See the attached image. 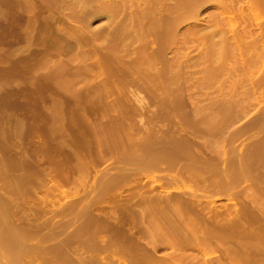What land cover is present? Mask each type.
Masks as SVG:
<instances>
[{
    "label": "rangeland",
    "instance_id": "374dc122",
    "mask_svg": "<svg viewBox=\"0 0 264 264\" xmlns=\"http://www.w3.org/2000/svg\"><path fill=\"white\" fill-rule=\"evenodd\" d=\"M163 1L164 0H0V232H1L0 264H132L133 263L132 261H134V264H136V262L137 264H139L138 261H140V263L143 261L142 263L144 264H146L147 261H149L147 262V264L148 263L157 264L156 262L158 261L161 262L160 264H175V263L176 264H186V263L187 264H193V263L194 264L195 263L196 264H205V263L264 264V116H263L264 82L262 86H260V88L258 89L259 92L257 91L256 93L255 91L253 93V88H250L252 86L249 85L252 82V80L249 78H254L256 80L261 75L264 76V70L262 72V69H264L263 67L264 63L262 62L263 63L262 64L258 62L260 64L259 66H261L262 69L259 70V68H261L259 67L257 70L258 72L253 73V71L255 72V68H254L255 65L254 67L252 66L253 69L249 67L251 65L249 61L252 62V60L247 59L248 60L247 62L249 64L248 67L250 68V72H248V74L250 73L249 74L250 76H247V74H245L247 72L246 61L242 59L245 61L244 63H242L241 61L237 62L239 61L240 56H237L239 57V59H237L235 54L237 55V53H239L237 52L239 51L237 50L239 48L237 47L236 49V45L232 43L234 40L232 41L231 39V41L230 40L229 41L232 43L231 44L232 46L233 45L235 46L233 50L234 52L236 50L237 53L233 52L231 48L232 46L231 47L229 46L230 45L229 42L227 47H229L231 50L230 52H228L229 50L227 51L228 48H226L227 52L226 51L225 52L227 55L228 54L230 55L234 54V55H231V58L229 57L230 55L228 56L224 55L225 57L224 61L226 62L225 63L223 61L224 63H222L224 64V69H222L223 67H221L219 68L220 71H218L217 69L218 65H216V67L213 68L214 70L216 69L222 75L218 76L219 73L216 72V70L215 72L214 71L208 72L207 69L206 70L207 74L208 73L213 74V76L211 75L209 78V75L207 76L206 71H204V67H206L207 65H203L205 61L206 63L210 62L207 60V58L204 57V55H206V53L208 52L207 49H206L207 52H205L206 51L205 48L207 47V43L205 41H207V38L206 36L205 38H201V37H203L204 33L211 31L209 25L213 24L212 23L213 19L211 20L212 22L210 21L212 24L208 22V20L210 19L209 13L214 10L216 11V13H218L217 11H219L218 14H220V8L219 10L216 9V5L213 3H212L213 5L211 4L212 1H207V4H203V3H202L203 5L201 4L202 6L200 7V11H199L200 14H198L199 18H197L198 16L197 17L194 16L195 18H192L191 16L189 17V14H187V12L191 5V1L193 0H187V1L165 0L164 2ZM162 5H164L165 8ZM209 5L210 7H208ZM177 6L178 9H176ZM182 6H185L186 10H184ZM117 8H121V9H117ZM166 8H167L166 10L167 12L165 11ZM112 9L115 12L113 11V13H111ZM154 9L156 11H154ZM182 10H184V12L186 11V15ZM175 11H177L176 15L174 14ZM170 12L171 14H169ZM239 12H237V17L240 18L236 19L235 17L236 20L234 19V21H236L235 22L236 24L234 23V26L237 25L235 27L239 28V29L234 28L237 31L242 30L241 28H243V25H245L246 23V22L243 23L244 19L243 21L241 19L242 12L240 13L241 15L239 14ZM216 13L214 12V14L212 15L217 16L218 14ZM140 14H141L140 17L144 19L139 17ZM181 14H184V16H182ZM174 15L177 21L174 22V27L170 28L171 25L170 22L171 20H173ZM149 17L151 20L149 19ZM218 17L219 15L217 16V19ZM129 18L131 19V21H129ZM196 18L198 24L195 21ZM137 19L140 21L141 19L143 21L145 20L143 22L142 27H141L142 22L138 21ZM157 19H160L161 21ZM163 19L165 20L163 21ZM179 19L181 21H184V23L182 22L178 23ZM167 20H169L170 22ZM115 21L116 22L118 21V24L114 25L116 23ZM121 21H123L124 23L123 22L121 23ZM136 21H138V23ZM150 21L153 24L149 26ZM130 22L131 23L135 22V24L131 25ZM157 22L159 23L157 24ZM136 23L138 24L137 26ZM255 23L253 24L254 26L257 25ZM105 24L108 25L106 26ZM122 24L123 25L125 24L126 26L131 25L135 28L134 29L132 27L126 28ZM145 24L147 25L146 31H144ZM84 25H86L87 27L86 26L84 27ZM156 25H159V27ZM205 25H208L206 27H208L209 29L207 28V30L205 29L203 31V27H205ZM152 26H155L157 28L154 27L153 30ZM186 26L188 27V29ZM212 26L213 28H215L214 25ZM71 27L74 29H72ZM77 27H79V30ZM124 27L126 28V30H124ZM148 27L152 28V32L156 31L157 33L154 32L155 35L154 33L152 34L151 29H148ZM160 27H162L163 30L164 29L165 30L163 31L162 28ZM196 27L198 29L199 28L202 29L204 33L202 31H200L201 33H199ZM257 27L258 26H255L254 30L258 31ZM112 28L113 30L111 31ZM117 28H119V32ZM174 28L177 29L176 31L177 33H179V35L177 33L174 34L175 32ZM131 29H133V32L135 31L136 33H138L137 30L138 31L143 30L144 32H148V30H150L149 31L150 36L149 38L144 37L145 33L143 31H141L139 34L133 33L132 35ZM166 29L167 30L169 29V31H167ZM170 29H173V33L170 32ZM104 31L107 32V34ZM195 31L197 35L195 34ZM228 31L229 33L232 34L230 30ZM99 32L102 34H100ZM187 33H191L194 36L191 35L192 38H190L189 34ZM82 34L83 36H88L89 40L91 41L89 42L87 37L84 38L83 36H81ZM95 34L97 35V37ZM141 34L144 36H141ZM158 34H162V36ZM172 34L177 36L176 37L177 39L175 38V36H170ZM184 34L186 35L187 38L185 37ZM231 34L227 33L228 36H230ZM108 35L109 37L111 36V38H108L109 40H107V42L108 41L110 42L102 43L105 45L109 44L107 45L108 47L105 45H101L100 42H102L103 40L106 41ZM200 35L201 37H199ZM218 35L220 34L218 33ZM89 36H91V38ZM153 36H155V40H153L154 39ZM197 36L201 38V40L206 39L204 41L202 40L203 41L202 44L203 45L205 44L204 46L201 44V41L199 38H197ZM217 36L216 38L214 37L215 40L216 39L219 40L220 37ZM112 37L114 38V40ZM140 37L141 39L144 37L143 38L144 40L142 39L144 42L149 41L146 42L148 43V45L146 43L142 44ZM169 37H173L170 38L172 40L174 39L173 42H171V40L169 41ZM193 37L196 39H193ZM134 38L137 39V41ZM130 39H134L137 42V44L136 42L131 41ZM129 40H130L129 43L130 45L132 44V42H134L135 44L133 43L130 47L128 46L129 47L128 50L130 53L129 52L127 53L128 50H126L127 49L126 46L128 45ZM156 40L158 41L157 43L159 45H161V43L159 42L165 40L164 41L165 45H163L164 43H162V45L159 46V48L162 49L156 48L158 46ZM197 40L199 41V43ZM209 40H211V38ZM114 41H117L118 43L115 42L114 44ZM77 42L79 43L78 44L79 46H76ZM88 42L90 46H88L89 45ZM167 42H169V44H167ZM171 43L173 44L175 43V44L173 45ZM188 43L189 45H187ZM82 44H84L83 47L80 46ZM195 44L197 49H195L196 48ZM220 44L221 43H218L219 46ZM142 45H145L144 50ZM186 45L188 46L187 48ZM91 46H93V48ZM109 46L111 48L112 47L114 48L110 49ZM115 46L116 48L118 47L117 48L118 51L114 50L116 49ZM153 47L156 48V49L154 48L156 51V55L159 53L157 56L154 53H152L153 55L156 56L155 57L156 59L157 58L159 59V60L157 59L156 63L155 60H152L153 58L152 54L151 56H148L149 55L148 52H152V51L154 52V50H151L153 49ZM199 47H201V49ZM94 48L100 50L98 51ZM135 48L136 50H138V53L136 52V50H134ZM164 48L166 52L165 50H163ZM167 48H169V50ZM139 49H142V51ZM177 49H179L180 51ZM193 49H195L196 51H194ZM63 50H65L64 51L65 53L63 52ZM87 50L89 52H86ZM104 50L106 51V53ZM161 50H163L164 54L163 53L161 54ZM186 51H187V55H186ZM100 52L101 54L100 56H98ZM109 52L111 53V55L109 54ZM133 52L135 53V55L137 53V56L141 52L138 56L139 58H137ZM193 52L194 53L196 52L197 54L196 53L194 54ZM113 53L114 55L116 54L117 56L116 55H115L116 57H114V55L112 56ZM131 53L133 56L130 55ZM70 54L72 55L69 56ZM102 54L106 55L107 57L106 56L103 57ZM141 54L143 56L145 55L146 57L148 56L149 58L151 57V60L156 64V66H159L157 68V73L159 76L162 74L160 77L157 76L155 64H150L149 61L148 63L151 65V67L150 65L148 67L147 66L148 64L147 65L145 64V62L148 60L147 59L148 57L147 58L145 57V59L147 60H145L143 56H142L143 59H141L140 56ZM160 54L162 57L161 56L159 57ZM85 55L88 60L86 59ZM93 55L95 56L94 58H92V61L93 60L96 61L91 62V57ZM59 56L62 57L60 58ZM69 57L71 58V60ZM99 57L105 61L102 62L103 66L101 65L102 60ZM177 57L178 59H175ZM54 59L55 62L53 61ZM83 59H85L86 63L84 62ZM99 59L101 60L100 62ZM190 59H192L193 61ZM226 59H229V61ZM230 60L232 62H230ZM141 61L143 66H141ZM94 62H96L95 63L96 66L94 65ZM110 62H112L111 65L110 64L108 65L107 63ZM194 62H198L197 63L198 67L196 66L194 70L198 68L199 71L198 73L194 74V76L197 75L198 77V78L195 77L196 78L195 80L198 79V81L196 82L197 84L195 83V85L197 86L199 84L198 88L200 91H202L200 93L202 102L198 103L199 105L203 103L201 105L202 108L205 104H207L208 106L211 104L210 106H212V102H213L212 100H214L212 99V97L220 94V89H219L220 87H223L222 89H225L224 91L229 93V91H231L232 89L234 90L235 86H239L237 90H240L242 92L238 91L237 98H239L240 93L241 94L244 92L246 93V95L245 93L242 94L241 95L242 97H240V99L236 98V100H238L239 102H237V104L231 105L232 107H230V109L232 108L231 109L232 111L230 109H229L230 111H227V114L230 115L231 113L233 114L234 119H232L233 118L232 115L227 116L226 114L225 115L220 114L221 118L223 119H221L219 116H216L215 121L218 119L216 121L217 123L222 122L219 120H223V122L222 124L221 123L217 124L216 122L214 123L213 118H211L210 116H207V118L205 117L204 115L205 113L203 114L204 110L202 111L201 114H199L197 112H199L200 110L197 111V107L192 108L197 102L195 101L193 102L191 100L192 98L188 96L189 95L188 92L190 90L192 91V89H194L195 87L189 88L187 86L188 80H184L183 78L186 75H188V72L185 71L187 68L181 70L182 73L181 75H179V77L181 76V79L179 78L180 80H177L178 84L176 82L174 83V81L172 82V79H170L171 77L170 75L173 76L172 73H175V71H177L175 70L176 68L181 69L183 66L184 67L188 66V64L189 65L194 64ZM104 63L107 64L108 67ZM173 63H175V65ZM52 65L55 66L53 67ZM86 65L90 69H88V67H85ZM152 65H154L153 68ZM58 66H60V68ZM104 66L106 67L101 70V68ZM114 66L118 67L119 70L118 68H114ZM137 66H140V69ZM199 66L201 67L199 68ZM231 66L232 67L235 66L233 67V69L237 68L235 72L233 71L228 72V70L232 69ZM168 67L170 68L172 67V70L175 71L173 72ZM256 67H258V65ZM96 68L98 69V71H96L97 70ZM108 68H110L111 70H109ZM121 68H124L123 69L124 71ZM144 68H147V71H145ZM192 68L193 66L191 67V69ZM208 68L212 69V67H208ZM106 69L109 71H107ZM152 69L155 70L153 71ZM50 70L52 71L53 74L50 72ZM138 70H140L141 72H138ZM143 70L144 72H142ZM111 71L113 74H110ZM132 71L134 74L132 73ZM222 71L223 72L226 71L224 72L225 75L222 73ZM62 72L66 76V78L62 76L63 75ZM114 72H116V74H114ZM128 72H130V74ZM162 72H164V74ZM167 72L169 76L166 75ZM242 72L244 76L241 75ZM97 73L99 75H97ZM76 75L77 78L75 77ZM107 75L110 78H106L108 77ZM237 75H239V77L242 76L243 78L241 77L239 79V77H237V82H236L235 78ZM54 76L56 79L58 77L57 81L55 78H53ZM231 76L232 77L235 76L234 80ZM69 77H71V79ZM153 77L155 78L153 79ZM224 77L227 78L224 81H221L223 80L222 78ZM228 77L229 79L231 78L232 81L231 79L228 80ZM75 78L77 79V81ZM128 78L130 79L128 80ZM132 78H134V80ZM159 78H162V80H160ZM208 78L211 83L209 81H206V79L208 80ZM247 78L248 80H251L250 83L247 80ZM52 79H53V83L51 81ZM241 80H243L244 82ZM124 81H126V84L128 85H125ZM143 81H145V83ZM168 82L171 84V86H169L170 84ZM234 82H236V84ZM239 82L241 83V86ZM247 82L249 84L244 85ZM80 83L83 85L82 86L83 89ZM91 83L93 84V86ZM100 83L102 84L99 85ZM204 83L207 84L205 85ZM161 84L162 85L164 84L163 85L164 87L160 86ZM200 85L202 88L199 87ZM247 85H249V87ZM86 86L88 89L84 88ZM144 86H146L147 88H143ZM217 86L219 91L217 89ZM78 87H80L79 88L80 93H76L78 91L77 89ZM178 88L179 90H181V91H177L180 94L175 92L176 90H178ZM248 88L251 89L252 92L251 90L249 91ZM63 89L65 90V92H68L69 90V93H71L70 94L71 97H69L70 96L69 94L66 95V93L63 92L64 91ZM173 90L176 94H178V97L180 98H178L176 94L170 95V93H174ZM247 90L248 92H246ZM136 91L140 92L141 94L140 96L141 99L143 98L142 100L143 102L140 100V98L139 99L135 98L133 93L136 94ZM183 91L185 94L183 93ZM138 92L136 94V97L138 96ZM166 92L167 93L169 92L168 95L170 96L166 95ZM206 93H208V100H205L206 101L205 102L203 98L206 96L205 95ZM64 95L66 96L64 97ZM101 95L103 97L106 96L107 98L106 97L101 98L100 97ZM160 95H162V97L159 98ZM163 95H165V97ZM209 96L211 97L210 98L211 100H209ZM91 97L94 98L91 99ZM110 97L111 98L113 97V100ZM116 97H118V100H114L117 99ZM119 97H121V99ZM226 97L230 98V95L229 96L227 95ZM255 97H256V101L254 100ZM66 98L68 99L66 100ZM175 98L178 99L180 105L177 106L178 102L177 99ZM77 99H79L78 100L79 102L77 101ZM111 100L113 102H111ZM137 100L139 101V103ZM208 101H212V102L211 103L209 102L210 104H208ZM241 101L242 104H240ZM243 101L244 102L246 101L245 102L246 104ZM255 102L256 103L261 102V103L256 104ZM82 103H84L85 106H83ZM116 103L117 105L120 106L122 105V106L118 107ZM135 104H137L136 105L137 107L134 106ZM234 105L236 108L239 106L241 107L236 109L235 107H233ZM115 106L117 107L116 109L114 108ZM208 106L206 107L205 105L206 108H208ZM82 107L83 109H81ZM109 107H111L112 110L115 109L113 111L115 115L113 113L111 115L112 110ZM143 107L145 109H142ZM183 107L185 108L183 109ZM157 108H159L160 110ZM233 108L235 111L233 110ZM156 109L159 111H157ZM242 109L243 110L246 109V112L244 113L241 112L243 114L240 113V110L242 111ZM123 110L126 111V113ZM194 110L197 111L195 117L192 116L194 115L195 112ZM236 110H239V112H237ZM107 111L110 114H107L108 113ZM117 111H119L120 114L117 113ZM257 111L259 112L258 114ZM176 112H178L179 114ZM186 112L188 113L186 114ZM123 113L126 116H124ZM162 113L164 115L166 114V116L163 115V117H161L162 115L160 114ZM106 114L107 116H105ZM206 115L208 114L206 113ZM222 115L226 116V118L222 117ZM88 116H91V118ZM102 116L105 118H103ZM199 116L200 118L203 117L204 120L206 118V121L200 119ZM259 116H261V118ZM99 117L101 118V120ZM171 117H174L175 119ZM89 118L90 120H88ZM117 118L118 120H116ZM170 118L172 119V121ZM182 118H184V120ZM198 118L200 121L199 120L197 121ZM252 118L254 120L249 121V119ZM114 119L116 120L115 122ZM189 119L193 122L189 121ZM201 120L204 121L205 123L207 122L206 124H211L212 126L214 124L213 127L209 125L212 128V130L211 128H208L207 125L204 124V122L202 123ZM108 121L109 122L111 121L110 124L113 125L111 126ZM180 121L181 123H179ZM96 122L97 123L99 122L98 124L99 127L96 124ZM194 122H196L197 125ZM224 122L225 123L227 122V124H225ZM201 123L202 126L206 128L203 129ZM223 123L225 124L226 127L224 126ZM198 124L201 127H199ZM179 125L181 126L179 127ZM220 126L224 127L225 130L222 128L220 129ZM100 127L102 128V130ZM190 128L191 129L193 128L192 131H194V133L192 131L190 132ZM236 129L239 131H237ZM144 130L146 132H144ZM232 131L234 134L232 133ZM110 132L111 134H109ZM171 132L172 134H170ZM197 132L199 133L197 134ZM209 133H211L212 135ZM223 133L224 136L221 135ZM237 133L240 134L236 135ZM165 135L168 138H166ZM139 137H141V139ZM149 137L150 140L152 141L148 139ZM142 138H144V140H142ZM145 138H147L148 142L146 141ZM198 138H201V140ZM207 138L209 141L207 140ZM109 139L110 141H108ZM134 139H136V142ZM168 139L169 141H167ZM103 140L105 141L104 143ZM137 140L138 142L140 140L139 144H137L138 143ZM190 140H192L191 141L192 143L193 142L196 143L197 141V144L190 143L189 142ZM218 141L222 142V144L219 143ZM202 142L203 144L206 145L204 148ZM133 143L136 144L134 145ZM217 143L219 146L217 145ZM98 144L102 146V147L99 146V149H98ZM136 147L138 148L135 149ZM102 149L105 150L103 151ZM150 149L153 151H151ZM69 150L71 153H68ZM161 150L162 152H160ZM106 151L109 152L107 153ZM187 151L190 152V154H188ZM53 152L55 155L53 154ZM59 153L61 156H59ZM164 153L166 154L164 156H161ZM77 154H80V156ZM148 155L149 158L147 157ZM158 156L159 158L161 157L160 159L158 158V161L161 160V162H157V161L156 162H157V166H159L160 168H158L156 164L153 163L154 161L153 158ZM170 156L172 159L169 158ZM119 157L120 160H118ZM132 158H136V159H134L133 161ZM127 159L130 163L127 161ZM154 159L157 160L156 158ZM168 159L172 160L173 162L169 161ZM121 160L125 162H122ZM135 162L137 164H134ZM190 162L195 165L190 164ZM160 163H164V165L165 163L166 165L169 163L168 164L169 166L167 165L168 166L167 167L166 165L164 166ZM153 164L155 165L154 166L155 168L151 166ZM75 165L76 167H74ZM160 165L165 168L162 169ZM173 165L175 168L173 167ZM156 167L159 170H162L163 172L162 171H160V173L159 171L156 172L157 171ZM166 167L167 168L170 167L169 170L170 169L173 170L174 168V171L170 170L172 172L171 173L170 171H167L168 169ZM63 172L66 175L63 176ZM104 172H106L105 173L106 175H104ZM114 173L116 174V176L113 175ZM186 173L188 174V176ZM61 176L63 177V179ZM169 180L171 181L169 182ZM161 195L164 198H160ZM167 195H171V196H167ZM150 196H151V200H150ZM168 197L171 198H169L170 200L168 199L167 201ZM146 200L149 203H147ZM150 202L155 204L158 203L157 208L158 209L160 208L161 210L160 209L158 210L157 208L155 209L156 207L155 204L152 205V203ZM173 202H175V205H172ZM182 202L185 204H183ZM170 204L172 205L171 207ZM146 207L147 209L144 210ZM152 211L155 212V214ZM214 211H216V213L219 212V214H217L219 216H216V213H214ZM211 213H212V217L210 216ZM158 214H159V218L155 217V215L158 216ZM150 215L152 216L150 217ZM213 218H215L216 223L214 222ZM160 219H162V222ZM153 223H155V225ZM212 223L213 225L214 224L216 225L213 226ZM229 223L231 224L232 228L229 225ZM220 224H222V226H220ZM204 225L207 228H205ZM211 226L212 229H210ZM228 226H230V228ZM6 227H8L7 228L8 230L6 229ZM153 229L155 232L153 231ZM215 229L218 233L215 232ZM10 230H11L10 232L11 234L9 233ZM220 230L224 234H222ZM3 232L4 234H2ZM8 234H10L11 236L10 239L8 238L9 237ZM3 235L4 236L6 235L5 237L6 239L4 238ZM160 235L161 236L163 235L162 238L160 237ZM132 238H135L133 239L134 242ZM154 238L155 240L157 239L158 241L157 240L155 241ZM141 239L143 240V242H141L142 241ZM94 240L96 241V243H98L96 246H94L96 244L93 242ZM111 240L114 241L111 242ZM127 241H128V246H127ZM7 242L9 243L6 244ZM88 242L94 243L93 247H95L94 248L95 252L93 251L94 249L92 248V245L90 246ZM113 242L118 243V245L115 244L116 245L115 246ZM130 242H132V244L134 245H132ZM110 243H112V247L114 246L115 248V249L108 248L109 250L113 249L112 251H109L107 249V246L108 247L111 246ZM129 243L130 246L131 245L132 247L135 246V248L133 247L135 250L132 248V250L134 251L131 250ZM4 244H6V246ZM9 244H12L10 246H13L15 251L11 248H7ZM88 244L92 248V250L91 248L89 249ZM103 244L106 246L105 248L108 250V252L107 250L102 251V248L104 249ZM125 244L126 247L124 246ZM138 244H139V248L137 247ZM83 246L84 247L86 246V249H89L90 251L88 250L87 253V250ZM96 248H98V251H96L97 250ZM119 249H121V252H117L119 251ZM130 250L132 252H130ZM140 250L142 251L145 250V251L142 252ZM167 256L170 257L169 258L170 261L169 259H167L168 258ZM181 256L183 260H181ZM129 257L130 258L132 257L131 260L132 259L133 260L129 261L130 259Z\"/></svg>",
    "mask_w": 264,
    "mask_h": 264
},
{
    "label": "bare ground",
    "instance_id": "6f19581e",
    "mask_svg": "<svg viewBox=\"0 0 264 264\" xmlns=\"http://www.w3.org/2000/svg\"><path fill=\"white\" fill-rule=\"evenodd\" d=\"M164 1H165V0H164ZM164 1H163V2H164ZM167 1H168V0H167ZM174 1H175V0H174ZM186 1H187V0H186ZM203 1H204V2H203ZM205 1H206V3H205ZM207 1H212L211 4H212V3L215 4V5H216V9L219 10V8H220V14H218L219 11H217L218 13H216V11L213 10L216 14L219 15V17H218V19H217V16H218V15H217V16H214V15H212V14H214V12H213L212 10H211L212 12L209 11V12H210V13H209V14H210V15H209V16H210L209 18H210V19L208 18V19H209L208 22H210V21L213 19V20H212L213 22L211 21L213 24H212L211 22H210V23H211L212 25H214V27H215V28H213L212 25H209V26H210L209 28L211 29V31L206 32V33L203 32L205 29L207 30L208 27H206V26H208V25H205L206 28L203 27V31H202V29H200V28L198 29V28L196 27V29H198L199 33H201L200 31H202V32L204 33L203 37H201V35H200L199 37H201V38H205V36H206V38H207V41H205V42L207 43V47L205 46V47H206L205 50L207 49L208 52H207V50H206V51H205V52H207L206 55L203 54V53H205V52H203L202 54H203L204 57L207 58V60L210 61V62H209V63H206V61H205L206 64L203 63V65H207V66H206L207 68L204 67V71H206V70L208 69V70H207L208 72H209V71H210V72H211V71H214V72H215L216 69L214 70L213 68L216 67V65H218V67H217L218 71H220L219 68H221V67H223L222 69H224V64H222V63L225 62V61H224V60H225V59H224V58H225L224 55H225V56L230 55V54L227 55L226 52H227L228 50H229L228 52H230V50H231V49H230L229 47H227V46H228L229 42H230L231 39H232V41L234 40L232 43H234V45H236V49H237V47L239 48V49H237V50H239V51H237V52H239V53H237L236 50H235V52L237 53V55L235 54V56H236V57H237V56H240V59H239V57H237V59H239V61H237V62H240V61H241L242 63H244V62L246 61V64H247V72H246L245 74H247V76H250V75H249L250 73L248 74V72H250V68H249V67H251V68L253 69L254 65H255V67H254V68H255V72L253 71V73L258 72V71H257L258 68L261 67V66H259V65H260L259 63H262V62L264 63V0H193V1H191V5H190V7H189V9H188V12H187V14H189V17L191 16L192 18H195L194 16H196V17L198 16L197 18H199V15H198V14H200V13H199V11H200V7H201L203 4H207ZM179 2H180V1H179ZM168 3H169V2H168ZM189 3H190V1H189ZM189 3H188V4H189ZM202 3H203V4H202ZM117 4H118V3H117ZM164 4H165V3H164ZM184 4H185V3H184ZM201 4H202V5H201ZM213 4H212V5H213ZM120 5H121V4H120ZM169 5H171V4H169ZM176 5H177V4H176ZM215 5H214V7H215ZM115 6H116V5H115ZM162 6H164V5H162ZM162 6H161V7H162ZM174 6H175V5H174ZM116 7H117V6H116ZM182 7L184 8V10H186V9H185V6H182ZM208 7H210V5H209ZM159 8H160V7H159ZM164 8H165V6H164ZM168 8H171V7H168ZM172 8H175V7H172ZM212 8H213V7H212ZM117 9H121V8H117ZM162 9H163V8H162ZM176 9H178V6H177ZM158 10H159V9H158ZM166 10H167V8L165 9V11H166ZM174 10H175V9H174ZM184 10H182V11L184 12ZM113 11H114L113 9H112V12H111V10H110L111 13H113ZM154 11H156V10L154 9ZM239 11H240V12H239ZM114 12H115V11H114ZM118 12H119V11H118ZM157 12H158V11H157ZM166 12H167V11H166ZM168 12H169V11H168ZM180 12H181V11H180ZM235 12H236V14H235ZM237 12H239V14L242 12L241 19H242V21H243V19H244L243 23L246 22L245 25L242 24V25H243V28H241L242 30H240V31L235 30V29H239V28L235 27V26H237V25L234 26V23L236 22V21H234L235 17H236V19H237V18H240V17H237ZM176 13H177V11L174 12L175 15H176ZM184 13H185V15H186V11H185ZM233 13H234V14H233ZM116 14H117V12H116ZM169 14H171V12H170ZM169 14H168V15H169ZM190 14H191V15H190ZM206 14H207V13H206ZM216 14H215V15H216ZM109 15H110V14H109ZM114 15H115V14H114ZM161 15H162V13H161ZM166 15H167V14H166ZM175 15H174V18L172 17L173 20H171V22H170L169 20H167V21H169V22L171 23L170 28L174 27V22L177 21V19H175ZM181 15L184 16V14H181ZM240 15H241V14H240ZM112 16H113V15H112ZM140 16H141V14L139 15V17H140ZM187 16H188V15H187ZM187 16H186V17H187ZM108 17H109V16H108ZM178 17H179V16H178ZM211 17H212V18H211ZM113 18H115V17H113ZM140 18H142V17H140ZM176 18H177V17H176ZM197 18H196V20H195L196 22H197ZM262 18H263V19H262ZM110 19H111V18H110ZM122 19H123V18H122ZM125 19H126V17H125ZM142 19H144V18H142ZM142 19H141V21L137 19L138 21L142 22V23H141V27H142V25H143V22L145 21V20L143 21ZM149 19H150V17H149ZM180 19H181V18H180ZM180 19H179V22H178V23H180V22L184 23V21H181ZM183 19H185V18H183ZM186 19H187V18H186ZM206 19H207V18H206ZM236 19H235V20H236ZM75 20H76V19H75ZM83 20H84V19H83ZM134 20H135V19H134ZM150 20H151V19H150ZM157 20H160V19H157ZM164 20H165V19H163V21H164ZM239 20H240V19H239ZM260 20H261V21H260ZM113 21H114V20H113ZM127 21H128V20H127ZM129 21H131L130 18H129ZM129 21H128V22H129ZM138 21H136V22L138 23ZM153 21H154V20H153ZM160 21H161V20H160ZM185 21H186V20H185ZM188 21H189V20H188ZM195 21H194V22H195ZM240 21H241V20H240ZM256 21H257V22H256ZM73 22H74V21H73ZM73 22H72V23H73ZM78 22H80V21H78ZM115 22H116V21H115ZM122 22H123V21H121V23H122ZM140 22H139V23H140ZM146 22H147V20H146ZM194 22H193V25H194ZM202 22H203V21H202ZM255 22H256V23H255ZM76 23H77V22H76ZM82 23H83V22H82ZM87 23H88V22H87ZM108 23H109V22H108ZM123 23H124V22H123ZM130 23H131V22H130ZM130 23H129V24H130ZM137 23H136V26L138 25ZM158 23H159V22H157V24H158ZM182 23H181V24H182ZM210 23H209V24H210ZM254 23L257 24V25H255V26H258V27H257L258 31H257V30H254V28H255V26L253 25ZM68 24H69V23H68ZM112 24H113V23H112ZM112 24H111V25H112ZM116 24H118V21H117L114 25H116ZM132 24H135V22H134V23H131V25H132ZM151 24H153V23H151V21H150L149 26H150ZM191 24H192V22H191ZM197 24H198V22H197ZM200 24H201V23H200ZM206 24H207V23H206ZM226 24H227V25H226ZM228 24H229L231 27H230ZM235 24H236V23H235ZM70 25H71V24H70ZM70 25H69V26H70ZM74 25H75V24H74ZM79 25H80V23H79ZM105 25L107 26L108 24H105ZM122 25H123V24H122ZM131 25H127V26H126V25L124 24L123 26H125L126 28H127V27H132V28L134 29L135 27H133V26H131ZM162 25H163V23H162ZM175 25H176V24H175ZM178 25H179V24H178ZM77 26H78V25H77ZM82 26H83V25H82ZM85 26H86V25H84V27H85ZM106 26H105V27H106ZM117 26H118V25H117ZM120 26H121V25H120ZM156 26L159 27V25H156ZM168 26H169V25H168ZM189 26H190V25H189ZM197 26H198V25H197ZM200 26H201V25H200ZM202 26H203V25H202ZM226 26H227V28H226ZM228 26H229V27H228ZM86 27H87V26H86ZM103 27H104V26H103ZM109 27H110V26H109ZM113 27H115V26H113ZM125 27H124V30H126ZM141 27H140V28H141ZM144 27H145V28H144V29H145L144 31H146V27H147V25L145 24ZM152 27H153V30H154V27H155V26H152ZM162 27H163V26H162ZM162 27H160V28H162ZM166 27H167V25H166ZM186 27H187V26H186ZM211 27H212L213 29H212ZM71 28H72V27H71ZM77 28H78V30H79V27H77ZM122 28H123V27H122ZM138 28H139V26H138ZM155 28H157V27H155ZM175 28H178V27H175ZM175 28H174V29H175ZM209 28H208V29H209ZM229 28H230V29H229ZM234 28H235V29H234ZM72 29H74V28H72ZM75 29H76V27H75ZM81 29H82V28H81ZM105 29H106V28H105ZM108 29H109V28H108ZM114 29H115V28H114ZM117 29H118V32H119V28H117ZM133 29H131V30H132V31H131V32H132V35H133V33H134V34L136 33L135 31L133 32ZM136 29H137V28H136ZM148 29H151V33H152V34H153L154 32H156V31L152 32V28H151V27H150V28L148 27ZM183 29H185V28H183ZM187 29H188V27H187ZM191 29H192V28H191ZM78 30H77V31H78ZM112 30H113V28L111 29V31H112ZM120 30H121V28H120ZM129 30H130V28H129ZM129 30H128V31H129ZM155 30H156V29H155ZM162 30H163V28H162ZM164 30H165V29H164ZM164 30H163V31H164ZM166 30H167V29H166ZM176 30H177V29H175L174 34L177 33ZM228 30H230V32H232V34L229 33ZM71 31H72V30H71ZM101 31H103V30H101ZM107 31H108V30H107ZM114 31H115V30H114ZM114 31H113V32H114ZM141 31H143V30H141ZM141 31H138V30H137L138 33H136V34H139ZM144 31H143V32H144ZM149 31H150V30H148V32H144V33H145V34H144L145 36L142 35V34H141V36H144V37H146V38H147V37L149 38V36H150V35H149V34H150ZM160 31H161V30H160ZM163 31H162V32H163ZM167 31H169V29H168ZM191 31H194V30H191ZM198 31H197V32H198ZM226 31H227V32H226ZM74 32H75V31H74ZM80 32H81V30H80ZM104 32H105V31H104ZM108 32H109V31H108ZM116 32H117V31H116ZM124 32H125V31H124ZM158 32H159V31H158ZM170 32L173 33V29H170ZM187 32H188V31H187ZM82 33H83V32H82ZM96 33H97V32H96ZM99 33H100V32H99ZM105 33L107 34V32H105ZM127 33H128V32H127ZM146 33H147L148 35H147ZM156 33H157V32H156ZM185 33H186V32H185ZM218 33H219L220 35H218ZM227 33H228V34H231V35L228 36ZM100 34H102V33H100ZM106 34H105V35H106ZM110 34H111V33H110ZM112 34H113V33H112ZM117 34H118V33H117ZM125 34H126V33H125ZM128 34H129V33H128ZM164 34H165V32H164ZM166 34H168V33H166ZM169 34H170V33H169ZM174 34H172V35H170V36H175ZM177 34L179 35V33H177ZM181 34H182V33H181ZM187 34H189L190 38H192L191 35L194 36V35L191 34V33H187ZM195 34L197 35L196 31H195ZM207 34H208V35H207ZM216 34H217L218 36H217ZM76 35H77V34H76ZM95 35H96V34H95ZM154 35H155V33H154ZM158 35H161V36H162V34H158ZM184 35H185V34H184ZM196 35H195V37H196ZM198 35H199V34H198ZM215 35H216L217 37H220L219 40H217V39L215 40V39H214V37L216 38ZM81 36H83V34H82ZM100 36H101V35H100ZM100 36H99V37H100ZM156 36H157V35H156ZM208 36H209V37H208ZM75 37H77V36H75ZM83 37H84V38H85V37L88 38V36H83ZM89 37L91 38V36H89ZM96 37H97V35H96ZM99 37H98V38H99ZM101 37H102V36H101ZM104 37H107V36H104ZM126 37H127V35H126ZM137 37H138V36H137ZM137 37H136V38H137ZM144 37H143V38H144ZM153 37H154L153 40H155V36H153ZM167 37H168V36H167ZM167 37H166V38H167ZM176 37H177V36H175V38H176ZM185 37H186V35H185ZM199 37L197 36V38H199ZM80 38H81V37H80ZM108 38H111V36L109 37V35H108L107 39L105 38L106 41L103 40L102 42H100L101 45H105V44H102V43H103V42H107V40H109ZM112 38H113V37H112ZM115 38H116V36H115ZM129 38H130V36H129ZM131 38H132V37H131ZM143 38H142V39H143ZM156 38H157V37H156ZM170 38H173V37H169V41L171 40V42H173L174 39L172 40V39H170ZM186 38H187V37H186ZM188 38H189V37H188ZM201 38H199V39H200L201 44H202V42H203L204 40H206V39H202V40H203V41H202ZM210 38H211V40H209ZM78 39H79V38H78ZM101 39H102V38H101ZM101 39H98V40H101ZM103 39H104V38H103ZM117 39H118V38H117ZM134 39H135V38H134ZM134 39H130V40L136 42L137 39H135L136 41H135ZM140 39H141V37H140ZM142 39H141L142 44H143V43H146V42H149V41L144 42V41H143L144 39H143V40H142ZM167 39H168V38H167ZM176 39H177V38H176ZM176 39H175V40H176ZM180 39H182V38H180ZM193 39H196V38L193 37ZM199 39H198V40H199ZM80 40H82V39H80ZM88 40H89V38H88ZM96 40H97V39H96ZM110 40H111V39H110ZM113 40H114V38H113ZM130 40L128 41V45H127V46L125 45L126 48H127L126 50H128V48L134 43V42H132V44L130 45V44H129V43H130ZM145 40H147V39H145ZM158 40H159V39H158ZM160 40H161V39H160ZM184 40H185V39H184ZM188 40H190V39H188ZM191 40H192V39H191ZM198 40H197V41H198ZM208 40H209L210 42H209ZM229 40H230V41H229ZM83 41H84V40H83ZM90 41H91V40H89V42H90ZM162 41H163V40H162ZM162 41L159 42V43H161V45H162V43H164L165 40H164L163 42H162ZM186 41H187V40H186ZM197 41H196V43H197ZM89 42H88V44H89ZM108 42H110V41H108ZM108 42H107V43H108ZM111 42H113V41H111ZM115 42L118 43L117 41H114V44H115ZM126 42H127V41H126ZM153 42H154V41H153ZM157 42H158V41L156 40V43H157ZM184 42H185V41H184ZM84 43H85V42H84ZM124 43H125V42H124ZM154 43H155V42H154ZM189 43H190V42H189ZM189 43H188L187 45H189ZM192 43H193V42H192ZM198 43H199V41H198ZM198 43H197V45H198ZM218 43H221L220 46L218 45ZM232 43L230 42V45H229L230 47L232 46V45H231ZM78 44H79V43L77 42V45H76V46H79ZM86 44H87V43H86ZM114 44H111V45H114ZM134 44H135V43H134ZM136 44H137V42H136ZM146 44L148 45V43H146ZM146 44H145V45H146ZM151 44H152V41H151ZM157 44H158V43H157ZM157 44H156V45H157ZM167 44H169V42H167ZM171 44H173V43H171ZM174 44H175V43H174ZM174 44H173V45H174ZM185 44H186V43H185ZM201 44H200V45H201ZM83 45H84V44H82V45H80V46L83 47ZM91 45H92V44H91ZM107 45H109V44H107ZM107 45H105V46H107ZM123 45H124V44H123ZM140 45H141V44H140ZM140 45H139V46H140ZM145 45H142V46H143V50H144V46H145ZM161 45L158 44V46H157L156 48L158 49L159 46H161ZM163 45H165V43H164ZM183 45H184V44H183ZM187 45H186V48L188 47ZM202 45H203V44H202ZM204 45H205V44H204ZM204 45H203V46H204ZM234 45L231 47L232 50H233L234 47H235ZM88 46H90V44H89ZM118 46H119V44H118ZM128 46H129V47H128ZM134 46H136V45H134ZM142 46H141V47H142ZM177 46H178V45H177ZM81 47H80V48H81ZM91 47L93 48V46H91ZM107 47H108V46H107ZM109 47H110V46H109ZM123 47H124V46H123ZM170 47H171V46H170ZM178 47H179V46H178ZM178 47H177V48H178ZM183 47H184V46H183ZM189 47H190V46H189ZM193 47H194V46H193ZM195 47H196V44H195ZM92 48H90V49H92ZM99 48H100V46H99ZM101 48H102V47H101ZM112 48H114V47H112ZM112 48L110 47V49H112ZM115 48H116V46H115ZM117 48H118V47H117ZM117 48L114 49V50H115V51H116V50L118 51ZM137 48H138V45H137ZM154 48H155V47H153V49H151V50H154V52H153V51H152V52H148V53H149V55L147 54L148 56H151L152 53H154V54L156 55V51H155L156 48H155V49H154ZM199 48L201 49V47H199ZM226 48H228L227 51H226ZM94 49H96V48H94ZM108 49H109V48H108ZM108 49H107V52H108ZM145 49H147V48H145ZM159 49H162V48H159ZM167 49L169 50V48H167ZM172 49H173V48H172ZM195 49H197V47H196ZM195 49H193V50L196 51ZM61 50H62V49H61ZM79 50H80V49H79ZM96 50H98V49H96ZM99 50H100V49H99ZM99 50H98V51H99ZM105 50H106V49H105ZM105 50H104V51H105ZM114 50H113V51H114ZM121 50H122V49H121ZM123 50H124V49H123ZM134 50H136V48H135ZM139 50L142 51V49H139ZM163 50H165V48H164ZM163 50H161V54L163 53ZM174 50H175V49H174ZM177 50H179V49H177ZM187 50H188V49H187ZM64 51H65V50H63V52H64ZM75 51H76V50H75ZM90 51H91V50H90ZM93 51H95V50H93ZM132 51H133V50H132ZM132 51H131V52H132ZM147 51H149V50H147ZM147 51H146V52H147ZM159 51H160V50H159ZM170 51H171V50H170ZM179 51H180V50H179ZM197 51H199V50H197ZM225 51H226V52H225ZM60 52H61V51H60ZM63 52H62V53H63ZM86 52H89V51L87 50ZM101 52H102V51H101ZM101 52L99 53L98 56H100ZM111 52H112V51H111ZM121 52H122V51H121ZM128 52H129V50L127 51V53H128ZM136 52L138 53V50H136ZM165 52H166V50H165ZM172 52H173V51H172ZM191 52H192V51H191ZM191 52H190V53H191ZM200 52H201V50H200ZM200 52H199V53H200ZM233 52H234V50H233ZM235 52H234V53H235ZM64 53H65V52H64ZM72 53H73V51H72ZM81 53H82V51H81ZM95 53H96V52H95ZM105 53H106V51H105ZM115 53H116V52H115ZM129 53H130V52H129ZM133 53H134V52H133ZM137 53H136V55H135V53H134V55H135L137 58H139L138 56H139V54H140L141 52L138 54V56H137ZM157 53H158V51H157ZM174 53H175V51H174ZM176 53H177V52H176ZM180 53H181V52H180ZM188 53H189V52H188ZM193 53H194V52H193ZM195 53H196V52H195ZM195 53H194V54H195ZM231 53H232V52H231ZM74 54H75V53H74ZM74 54H73V55H74ZM79 54H80V53H79ZM79 54H78V56H79ZM89 54H90V53H89ZM103 54H104V53H103ZM103 54H102V55H103ZM109 54L111 55L110 52H109ZM120 54H121V53H120ZM120 54H119V55H120ZM124 54H125V53H124ZM158 54H159V53H158ZM158 54H157V55H158ZM161 54L159 55V57L161 56ZM163 54H164V53H163ZM165 54H166V53H165ZM178 54H179V53H178ZM196 54H197V53H196ZM60 55H61V54H60ZM65 55H66V54H65ZM71 55H72V54H70L69 56H71ZM82 55H83V53H82ZM96 55H97V54H96ZM113 55H114V53L112 54V56H113ZM115 55H116V54H115ZM115 55H114V57L117 56V55H116V56H115ZM122 55H123V54H122ZM128 55H129V54H128ZM130 55L133 56L132 53H131ZM155 55L152 54L153 58H155V57L157 56V55H156V56H155ZM173 55H174V54H173ZM175 55H176V54H175ZM186 55H187V51H186ZM231 55H234V54H231ZM231 55L229 56L230 58H231ZM62 56H63V55H62ZM62 56H61V57H62ZM89 56H90V55H89ZM94 56H95V55H93V56L91 57V62L96 61V60H93V61H92V58H94ZM105 56H106V55H103V57H105ZM112 56H111V57H112ZM120 56H121V55H120ZM125 56H126V55H125ZM135 56H134V57H135ZM140 56H141V59H143V58H142L143 55L141 54ZM148 56H147V57H148ZM166 56H167V55H166ZM166 56H165V57H166ZM59 57H60V56H59ZM61 57H60V58H61ZM85 57H86V55H85ZM101 57H102V56H101ZM106 57H107V56H106ZM143 57H144V59H145L146 56L144 55ZM147 57H146V58H147ZM161 57H162V56H161ZM175 57H176V56H175ZM178 57H179V56H178ZM178 57L175 58V59H178ZM202 57H203V56H202ZM204 57H203V58H204ZM229 57H228V58H229ZM233 57H234V56H233ZM241 57H242V58H241ZM247 57H248V58H247ZM249 57H250V59H249ZM69 58H70V57H69ZM96 58H97V57H96ZM99 58H100V57H99ZM120 58H121V57H120ZM153 58H152V60H155V63H156L158 58H157V59H156V58L153 59ZM167 58H168V57H167ZM172 58H173V57H172ZM182 58H183V57H182ZM245 58H246V59H245ZM86 59H87V57H86ZM100 59H101V58H100ZM100 59H99V62L102 60V59H101V60H100ZM104 59H106V58H104ZM121 59H122V58H121ZM130 59H132V58H130ZM130 59H129V60H130ZM134 59H135V58H134ZM134 59H133V60H134ZM147 59H148V60H147ZM147 59H145V60H147V61L145 62V64H146V65L148 64V65H147L148 67H149L150 64H155V63L151 60V57H150V58L148 57ZM168 59H169V58H168ZM200 59H201V57H200ZM242 59H244L245 61L242 60ZM247 59H248V60H252V62L249 61V63L251 64L250 66H249V64H248V62H247V61H248ZM50 60H51V58H50ZM70 60H71V58H70ZM73 60H74V58H73ZM83 60H84V62H85V59H83ZM87 60H88V59H87ZM108 60H109V59H108ZM108 60H107V61H108ZM122 60H123V59H122ZM125 60H126V59H125ZM158 60H159V59H158ZM160 60H161V59H160ZM170 60H171V59H170ZM173 60H174V59H173ZM182 60H183V59H182ZM182 60H181V61H182ZM185 60H186V59H185ZM190 60H192V59H190ZM226 60L229 61V59H226ZM53 61L55 62V59H54ZM57 61H58V60H57ZM57 61H56V62H57ZM59 61H60V60H59ZM62 61H63V60H62ZM107 61H106V62H107ZM109 61H110V60H109ZM123 61H124V60H123ZM123 61H122V62H123ZM137 61H138V60H137ZM149 61H150V62H149ZM176 61H177V60H176ZM178 61H179V60H178ZM192 61H193V60H192ZM223 61H224V62H223ZM232 61H233V58H232ZM232 61L230 60V62H232ZM99 62H98V64H99ZM102 62H105V61L102 60V61H101V65L103 64ZM122 62H121V63H122ZM128 62H129V61H128ZM131 62H132V60H131ZM148 62H149L150 64H149ZM152 62H153V63H152ZM173 62H175V61H173ZM185 62H186V61H185ZM189 62H191V61H189ZM220 62H221V63H220ZM230 62H228V63H230ZM258 62H259V63H258ZM52 63H53V62H52ZM85 63H86V62H85ZM87 63H88V62H87ZM89 63H90V60H89ZM89 63H88V64H89ZM95 63H96V62H94V65H95ZM111 63H112V62L107 63V64H108V65H109V64L111 65ZM133 63H134V62H133ZM187 63H188V62H187ZM197 63H198V62H194V64H192V65H191V64H190V65L188 64V66H186V67L183 66L184 68H183V67L181 68V65H180V68H181V69H179V68L177 69V68H176L175 70H177V71L174 70L175 73H172L173 76L170 75V76H171L170 79H172V82L174 81V83H175V82L177 83V80H180V79H181V76L179 77V75H181V73H182L181 70L187 68L185 71L188 72V75H186V76L183 77V78H184V80H188V84H187V86H188L189 88H190V87H193V88L195 87L194 89L191 88L192 91H191L190 89H187V90H190V91L188 92L189 95H188V94H187V95L190 96V97L192 98V99H191V98H190V99H191L193 102H194V101L197 102V103L195 104L196 106L194 105L192 108H196V107H197V111L200 110L199 112H197L196 110H194L195 112H194V115H192V116L195 117L196 112L199 113V114H201L202 111L204 110L205 112L203 111V114L205 113V114H204L205 117L207 118V116H210L211 118H213L214 123H215V122L218 120V119H217V120L215 121L216 116H219L220 118H221L220 114H224V115L226 114L227 116H229L230 114H227V111H230V110L232 109V108L230 109V107H232L231 105H233V104H237V102H239L238 100H236L237 95H238V91H240V90H237V89L239 88V86H235V87H234V90L232 89L231 91H229V93H228V92H225V91H224L225 89H222L223 87H220V88H219V89H220V94L217 95L218 98H217V96L215 95L214 97H212V99H214V100H212L213 102H212V101H208V104H210V103L212 102V106H210V105H211V104H210V105H209L210 107H209L207 104H205L206 107L208 106L209 109L206 108L205 105L203 106V108L208 109V110L203 109L202 106H201L203 103H201L200 105L198 104V103L202 102V100H201L202 98L200 97V96H201L200 93H201L202 91H200L199 88H198V85H199V84H198L197 86L195 85V83L198 81V79H197V80H195V79L198 78V77H197V75L194 76V74L198 73V71H199L198 68H197L196 70H194L195 67L197 66ZM201 63H202V62H201ZM201 63H199V64H201ZM215 63H218V64H215ZM225 63H226V62H225ZM233 63H235V62H233ZM263 63H262V64H263ZM53 64H54V63H53ZM71 64H72V63H71ZM74 64H77V63H74ZM98 64H97V65H98ZM104 64H105V63H104ZM107 64H105V65H107ZM125 64H126V63H125ZM157 64H158V63H157ZM173 64L175 65V63H173ZM181 64H182V63H181ZM195 64H196V65H195ZM199 64H198V65H199ZM219 64H220V65H219ZM89 65H90V64H89ZM91 65H92V64H91ZM108 65H107V67H108ZM112 65H113V64H112ZM136 65H137V64H136ZM146 65H144V66H146ZM171 65H172V63H171ZM184 65H185V64H184ZM186 65H187V64H186ZM209 65H210V66H209ZM212 65H213V66H212ZM235 65H236V64H235ZM257 65H258V67H256ZM50 66H51V65H50ZM52 66L54 67L55 65H52ZM92 66H93V65H92ZM95 66H96V65H95ZM102 66H103V65H102ZM121 66H122V65H121ZM126 66H127V65H126ZM131 66H133V65H131ZM141 66H143V65H142V61H141ZM153 66H154V65H152V68H153ZM178 66H179V65H178ZM192 66H193V68L191 69ZM228 66H230V65H228ZM228 66H227V67H228ZM243 66H244V65H243ZM248 66H249V67H248ZM252 66H253V67H252ZM58 67L60 68V66H58ZM85 67H88V66L86 65ZM90 67H91V66H90ZM105 67H106V66H104V67H102V68L100 67V68H101V70H102V69L105 68ZM112 67H113V66H112ZM112 67H111V68H112ZM135 67H136V66H135ZM137 67H139V69H140V66H137ZM148 67H147V68H148ZM150 67H151V65H150ZM155 67H156V68H155ZM155 67H154V68L156 69V73H157V68H158L159 66H156V64H155ZM197 67H198V66H197ZM200 67H201V66H199V68H200ZM202 67H203V66H202ZM208 67H212V69H209ZM231 67H232V66H231ZM231 67H230V68H231ZM233 67H235V66H233ZM233 67H232V69H233ZM237 67H239V66H237ZM263 67H264V65H263ZM55 68H56V67H55ZM55 68H54V69H55ZM61 68H62V67H61ZM91 68H92V67H91ZM114 68H118V67L114 66ZM147 68H144V70L147 71ZM168 68L172 70V67H171V68L168 67ZM230 68H229V69H230ZM240 68H241V66H240ZM243 68H245V67H243ZM248 68H249V69H248ZM63 69H64V67H63ZM88 69H90V68L88 67ZM96 69H97V68H96ZM108 69L111 70L110 68H108ZM121 69L123 70L124 68H121ZM134 69H136V68H134ZM141 69H142V67H141ZM155 69H154V70H155ZM166 69H167V68H166ZM166 69H165V70H166ZM232 69L228 70V72H232V71L235 72V70H236L237 68H236V69H233V70H232ZM261 69H262V67L259 68V70H261ZM55 70H56V69H55ZM106 70H107V69H106ZM109 70H107V71H109ZM118 70H119V68H118ZM122 70H121V71H122ZM144 70H143L142 72H144ZM148 70H149V69H148ZM152 70H153V69H152ZM154 70H153V71H154ZM165 70H164V71H165ZM188 70H189V71H188ZM201 70H202V69H201ZM201 70H200V71H201ZM248 70H249V71H248ZM263 70H264V69H262V72H263ZM62 71H63V70H62ZM96 71H98V69H97ZM99 71H100V69H99ZM112 71H113V70H112ZM112 71H111L110 74H113ZM114 71H115V70H114ZM116 71H117V70H116ZM123 71H124V70H123ZM127 71H128V70H127ZM159 71H160V70H159ZM172 71H173V70H172ZM174 71H173V72H174ZM202 71H203V70H202ZM207 71H206V74H207ZM218 71L216 70V72H218ZM242 71H243V69H242ZM245 71H246V70H245ZM50 72L52 73L51 70H50ZM89 72H90V71H89ZM93 72H94V70H93ZM138 72H141V71L138 70ZM165 72H166V71H165ZM224 72H226V71H224ZM224 72L222 71L223 74H224ZM4 73H5V72H4ZM51 73H50V74H51ZM70 73H71V71H70ZM72 73H73V72H72ZM128 73L130 74V72H128ZM132 73H133V71H132ZM159 73H160V72H159ZM162 73L164 74V72H162ZM204 73H205V72H204ZM218 73H219V72H218ZM239 73H240V71H239ZM52 74H53V73H52ZM57 74H60V73H57ZM62 74H63V72H62ZM91 74H92V73H91ZM93 74H94V73H93ZM104 74H105V73H104ZM114 74H116V72H114ZM120 74H121V73H120ZM125 74H126V73H125ZM133 74H134V73H133ZM139 74H140V73H139ZM235 74H236V73H235ZM260 74H261V73H260ZM55 75H56V73H55ZM67 75H68V74H67ZM97 75H99V74L97 73ZM102 75H103V74H102ZM108 75H109V74H108ZM108 75H107V76H108ZM142 75H143V74H142ZM142 75H141V76H142ZM161 75H162V74H161ZM161 75H160V76H161ZM166 75L169 76L168 72L166 73ZM208 75H209V78H210L211 75L213 76V74H211V73H208L207 76H208ZM215 75H218V74H215ZM220 75H222V74L219 73L218 76H220ZM224 75H225V74H224ZM224 75H223V76H224ZM226 75H227V74H226ZM241 75H243V72L241 73ZM62 76L66 78V76H65L64 74H63ZM69 76H70V74H69ZM72 76H73V75H72ZM104 76H105V75H104ZM104 76H103V78H104ZM112 76H113V75H112ZM116 76H117V75H116ZM121 76H122V75H121ZM134 76H135V75H134ZM157 76L160 77V76L158 75V73H157ZM199 76H200V73H199ZM204 76H205V74H204ZM228 76H229V75H228ZM243 76H244V75H243ZM261 76H263V75H261ZM261 76H260V77H261ZM51 77H52V76H51ZM63 77H62V78H63ZM75 77L77 78V75H76ZM97 77H98V76H97ZM117 77H118V76H117ZM131 77H133V76H131ZM158 77H157V79H158ZM166 77H167V76H166ZM195 77H196V78H195ZM231 77H232V76H231ZM234 77H235V76H234ZM234 77H232L233 80H234ZM237 77H239V75H237L236 78H235V79H236V82H237ZM241 77H242V76H241ZM241 77H239V79H240ZM252 77H253V76H252ZM260 77H259L258 79H256V80H255L254 78H249V77H248L249 79L252 80L251 84H249L251 80H248V78H247V80L249 81V83L247 82V83H245V84L243 83V84H244V85H246V84L251 85L252 87H250V88H253V93H254V91H255V93H256V92L258 91V89L260 88V86H262V84H263V82H264V76L261 77V78H260ZM53 78H55V76H54ZM69 78L71 79V77H69ZM76 78H75V79H76ZM106 78H110V77L108 76V77H106ZM120 78H121V77H120ZM126 78H127V77H126ZM154 78H155V77H153V79H154ZM179 78H180V79H179ZM209 78H208V80L206 79V81H209V82H210ZM219 78H220V77H219ZM226 78H227V77H226ZM226 78H225V77L222 78L223 80H221V81H224ZM242 78H243V77H242ZM245 78H246V75H245ZM256 78H257V77H256ZM49 79H50V78H49ZM55 79H56V78H55ZM57 79H58V77H57ZM57 79H56V81H57ZM70 79H69V80H70ZM129 79H130V78H128V80H129ZM132 79L134 80V78H132ZM135 79H136V78H135ZM159 79L162 80V78H159ZM170 79H169V80H170ZM203 79H204V77H203ZM211 79H212V77H211ZM220 79H221V78H220ZM220 79H219V80H220ZM230 79H231V78H230ZM230 79H229V77H228V80H230ZM253 79H254V81H253ZM62 80H63V79H62ZM122 80H123V79H122ZM160 80H159V81H160ZM166 80H167V79H166ZM199 80H200V79H199ZM201 80H202V78H201ZM201 80H200V81H201ZM51 81H52V83H53V79H52ZM51 81H50V83H51ZM71 81H72V80H71ZM76 81H77V79H76ZM126 81H127V80H126ZM126 81H124V82H125V85H128V84H126ZM137 81H138V79H137ZM206 81H204V82H206ZM221 81H220V82H221ZM231 81H232V79H231ZM231 81H230V82H231ZM241 81H243V80H241ZM241 81H240V82H241ZM62 82H63V81H62ZM67 82H68V81H67ZM73 82H74V81H73ZM124 82H123V84H124ZM127 82H128V81H127ZM135 82H136V81H135ZM139 82H141V81H139ZM143 82L145 83V81H143ZM162 82H163V81H162ZM162 82H161V83H162ZM172 82H171V83H172ZM185 82H187V81H185ZM220 82H219V83H220ZM236 82H234V83L236 84ZM240 82H239V84H240V86H241V83H240ZM243 82H244V81H243ZM58 83H59V82H58ZM75 83H76V82H75ZM87 83H88V82H87ZM102 83H103V82H102ZM102 83H100L99 85H101ZM106 83H107V82H106ZM111 83H112V82H111ZM111 83H110V84H111ZM128 83H129V82H128ZM168 83H169V82H168ZM180 83H181V82H180ZM202 83H203V82H202ZM210 83H211V82H210ZM212 83H213V82H212ZM221 83H222V82H221ZM225 83H226V82H225ZM227 83H228V81H227ZM227 83H226V84H227ZM85 84H86V83H85ZM85 84H84V86H85ZM91 84H92V83H91ZM104 84H105V82H104ZM107 84H108V83H107ZM141 84H142V83H141ZM164 84H165V83H164ZM164 84H163V85H164ZM169 84H170V83H169ZM177 84H178V83H177ZM196 84H197V83H196ZM204 84L206 85L207 83H204ZM223 84H224V82H223ZM231 84H232V83H231ZM80 85H81V87L83 86L81 83H80ZM80 85H79V86H80ZM86 85H87V84H86ZM88 85H90V84H88ZM94 85H95V84H94ZM96 85H97V84H96ZM130 85H131V82H130ZM130 85H129V86H130ZM136 85H137V84H136ZM143 85H144V84H143ZM148 85H150V84H148ZM163 85L161 84L160 86H163ZM165 85H166V84H165ZM182 85H183V84H182ZM202 85H203V84H202ZM205 85H204V86H205ZM210 85H212V84H210ZM214 85H215V84H214ZM221 85H222V84H221ZM221 85H219V86H221ZM249 85H247V86L249 87ZM58 86H59V85H58ZM92 86H93V84H92ZM97 86H98V85H97ZM103 86H104V85H103ZM169 86H171V84H170ZM169 86H168V87H169ZM215 86H216V85H215ZM224 86H225V85H224ZM73 87H74V86H73ZM108 87H109V86H108ZM155 87H156V86H155ZM155 87H154V89H155ZM163 87H164V86H163ZM173 87H174V84H173ZM173 87H172V88H173ZM180 87H181V85H180ZM199 87H201V85H200ZM59 88H60V87H59ZM79 88H80V87L77 88L78 91L76 90V91H77L76 93H80ZM84 88L88 89L87 86L84 87ZM101 88H102V86H101ZM111 88H112V87H111ZM129 88H130V87H129ZM139 88H140V87H139ZM143 88H147V87L144 86ZM148 88H149V87H148ZM152 88H153V87H152ZM152 88H150V89H152ZM161 88H162V87H161ZM175 88H176V87H175ZM201 88H202V87H201ZM207 88H210V87H207ZM207 88H204V89H207ZM212 88H213V87H212ZM242 88H243V86H242ZM52 89H53V88H52ZM82 89H83V87H82ZM82 89H81V90H82ZM97 89H98V88H97ZM157 89H158V88H157ZM176 89H177V88H176ZM176 89H175V90H176ZM217 89H218V86H217ZM217 89H215V90H217ZM219 89H218V91H219ZM246 89H247V87H246ZM248 89H249V88H248ZM63 90H64V89H63ZM67 90H68V89H67ZM125 90H126V88H125ZM142 90H143V89H142ZM182 90H184V89H182ZM201 90H203V89H201ZM212 90H213V89H212ZM228 90H229V89H228ZM250 90H251V89H249V91H250ZM49 91H50V90H49ZM71 91H72V90H71ZM82 91H83V90H82ZM82 91H81V92H82ZM84 91H85V90H84ZM86 91H87V90H86ZM134 91H135V90H134ZM134 91H132V92H134ZM152 91H153V90H152ZM156 91H157V90H156ZM165 91H166V89H165ZM168 91H169V89H168ZM177 91H181V90H179V88H178V90H176L175 92H177ZM243 91H245V90H243ZM63 92H65V90H64ZM93 92H94V91H93ZM130 92H131V90H130ZM137 92H138V91H136V94H137ZM157 92H158V91H157ZM171 92H172V90H171ZM173 92H174V90H173ZM175 92H174V93H170V95H171V94H176ZM190 92H191V93H190ZM204 92H205V90H204ZM208 92H209V91H208ZM210 92H211V91H210ZM215 92H216V91H215ZM240 92H242V91H240ZM240 92H239V93H240ZM246 92H248V90H247ZM251 92H252V90H251ZM258 92H259V91H258ZM65 93H66V95H67V94H69V95L71 94V93H69V90H68V92H65ZM72 93H73V92H72ZM141 93H142V92H141ZM168 93H169V92H168ZM168 93L166 92V95H168ZM177 93H178V92H177ZM183 93H184V91H183ZM216 93H217V92H216ZM244 93H245V92H244ZM244 93H242V94H244ZM260 93H261V91H260ZM263 93H264V92H263ZM125 94H126V93H125ZM133 94H134V96H135L136 99H139V98H140L141 101L143 100V98L141 99V96H140L141 94H140V92H138V96H137L138 98L136 97V94H135V93H133ZM178 94H180V93H178ZM178 94H176L177 97H178ZM184 94H185V93H184ZM242 94L240 93V94H239V98H237V99H240V97H242V96H241ZM66 95H64V97H65ZM69 95H68V96H69ZM76 95H79V94H76ZM87 95H90V94H87ZM158 95H159V94H158ZM170 95H168V96H170ZM205 95H206V96H205ZM205 95H204V96H205L206 98H205V97L203 98L204 101H205V100H208V93H206ZM211 95H214V94H211ZM211 95H210V96H211ZM227 95H228V96L230 95V98L226 97ZM245 95H246V93H245ZM259 95H260V94H259ZM54 96H55V95H54ZM109 96H112V95H109ZM109 96H108V98H109ZM129 96H130V95H129ZM134 96H133V97H134ZM144 96H145V95H144ZM144 96H143V97H144ZM154 96H156V95H154ZM163 96L165 97V95H163ZM210 96H209V100H211V99H210V98H211ZM254 96H255V95H254ZM69 97H71V95H70ZM78 97H79V96H78ZM100 97L102 98L103 96L101 95ZM105 97H106V96H104L103 98H105ZM157 97H158V96H157ZM160 97H162V95H160L159 98H160ZM164 97H163V99H164ZM202 97H203V96H202ZM234 97H235V98H234ZM92 98H94V97H91V99H92ZM95 98H96V96H95ZM101 98H100V99H101ZM106 98H107V97H106ZM110 98H111V97H110ZM114 98H115V97H114ZM116 98H117V99H114V100H118V97H116ZM119 98L121 99V97H119ZM178 98H180V97H178ZM186 98H187V97H186ZM245 98H246V97H245ZM259 98H260V97H259ZM67 99H68V98H66V100H67ZM111 99L113 100V97H112ZM154 99H155V98H154ZM170 99H171V98H170ZM175 99H177V98H175ZM247 99H248V98H247ZM247 99H245V100H247ZM263 99H264V97H263ZM51 100H52V99H51ZM78 100H79V99H77V101H78ZM80 100H81V99H80ZM112 100H111V102H113ZM152 100H153V97H152ZM160 100H162V99H160ZM179 100H181V99H179ZM199 100H200V101H199ZM234 100H235L236 103L234 102ZM241 100H242V99H241ZM254 100L256 101V97H255ZM254 100H253V101H254ZM261 100H262V99H261ZM261 100H260V101H261ZM105 101H106V100H105ZM109 101H110V100H109ZM137 101H138V100H137ZM144 101H145V100H144ZM150 101H151V100H150ZM154 101H155V100H154ZM204 101H203V102H204ZM257 101H258V100H257ZM262 101H263V100H262ZM52 102H53V101H52ZM70 102H71V100H70ZM78 102H79V101H78ZM80 102H82V101H80ZM142 102H143V101H142ZM159 102H160V101H159ZM168 102H169V101H168ZM171 102H172V101H171ZM177 102H178V99H177ZM205 102H206V101H205ZM209 102H210V103H209ZM243 102H244V101H243ZM245 102H246V101H245ZM245 102H244V103H245ZM109 103H110V102H109ZM114 103H115V102H114ZM138 103H139V101H138ZM144 103H145V102H144ZM178 103H179V102H178ZM178 103H177V106L180 105V103H179V104H178ZM190 103H192V102H190ZM255 103H256V102H255ZM259 103H261V102H259ZM259 103L257 102L256 104H259ZM111 104H112V103H111ZM154 104H155V103H154ZM160 104H161V103H160ZM163 104H164V102H163ZM240 104H242V101L240 102ZM245 104H246V103H245ZM82 105L85 106L84 103H82ZM93 105H94V104H93ZM112 105H113V104H112ZM112 105H111V106H112ZM116 105H117V103H116ZM136 105H137V104H135L134 106H136ZM140 105H142V104H140ZM144 105H145V104H144ZM150 105H151V104H150ZM161 105H162V104H161ZM171 105H172V103H171ZM171 105H170V107H171ZM173 105H174V104H173ZM197 105H199V106H197ZM90 106H91V105H90ZM106 106H107V105H106ZM113 106H114V105H113ZM117 106H118V107H121L122 105H121V106H120V105H117ZM138 106H139V105H138ZM145 106H146V105H145ZM145 106H144V107H145ZM168 106H169V104H168ZM184 106H185V105H184ZM200 106H201V107H200ZM236 106H237V105H236ZM248 106H249V105H248ZM86 107H87V106H86ZM132 107H133V106H132ZM136 107H137V106H136ZM136 107H135V108H136ZM144 107H143L142 109H145ZM154 107H155V106H154ZM163 107H164V105H163ZM166 107H167V105H166ZM186 107H188V106H186ZM233 107H235V105H234ZM240 107H241V106H239V107H237V108H240ZM52 108H53V107H52ZM79 108H80V107H79ZM84 108H85V107H84ZM105 108H106V107H105ZM109 108L111 109V107H109ZM114 108L116 109L117 107L115 106ZM123 108H124V107H123ZM126 108H127V107H126ZM140 108H141V107H140ZM148 108H149V107H148ZM159 108H160V107H159ZM159 108H157V109H159ZM161 108H162V106H161ZM174 108H175V107H174ZM184 108H185V107H183V109H184ZM235 108H236V107H235ZM237 108H236V109H237ZM81 109H83V107H82ZM85 109H86V108H85ZM85 109H84V111H85ZM106 109H107V108H106ZM106 109H105V111H106ZM115 109H113V110L111 109V110H112L111 115H112V113L115 115V113L113 112ZM119 109H120V108H119ZM157 109H156V110H157ZM168 109H169V108H168ZM168 109H167V110H168ZM171 109H172V107H171ZM181 109H182V108H181ZM189 109H190V108H189ZM201 109H202V110H201ZM229 109H230V110H229ZM100 110H101V109H100ZM111 110H110V111H111ZM120 110H121V109H120ZM120 110H119V111H120ZM132 110H133V109H132ZM159 110H160V109H159ZM159 110H157V111H159ZM162 110H163V109H162ZM233 110H234V108H233ZM252 110H253V109H252ZM252 110H250V111H252ZM96 111H97V110H96ZM96 111H95V112H96ZM108 111H109V109H108ZM108 111H107V112H108ZM119 111H117V113H119ZM123 111H124V110H123ZM123 111H122V112H123ZM130 111H131V110H130ZM144 111H145V110H144ZM176 111H177V110H176ZM188 111H189V110H188ZM231 111H232V110H231ZM234 111H235V110H234ZM236 111L239 112V110H236ZM247 111H248V109H247ZM52 112H53V111H52ZM88 112H89V111H88ZM95 112H94V114H95ZM99 112H101V111H99ZM107 112H106V113H107ZM115 112H116V111H115ZM124 112L126 113V111H124ZM137 112H138V109H137ZM139 112H140V111H139ZM161 112H162V111H161ZM161 112H159V113H161ZM170 112H171V111H170ZM241 112H243V113L246 112V109H244V110L242 109V111L240 110V113H241ZM117 113H116V114H117ZM131 113H132V112H131ZM174 113H175V112H174ZM176 113H178V112H176ZM182 113H183V112H182ZM184 113H185V112H184ZM187 113H188V112H186V114H187ZM191 113H192V112H191ZM206 113H207L208 115H206ZM243 113H241V114H243ZM248 113H249V112H248ZM248 113H247V114H248ZM254 113H255V112H254ZM258 113H259V112L257 111V114H258ZM262 113H263V111H262ZM96 114H97V113H96ZM107 114H110V113L108 112ZM107 114H106L105 116H107ZM119 114H120V113H119ZM139 114H140V113H139ZM178 114H179V113H178ZM178 114H177V115H178ZM186 114H185V115H186ZM189 114H190V112H189ZM192 114H193V113H192ZM199 114H198V115H199ZM241 114H240V115H241ZM255 114H256V113H255ZM91 115H92V114H91ZM111 115H110V116H111ZM123 115H124V113H123ZM160 115H162L161 117H163L164 114L162 113V114H160ZM182 115H183V114H182ZM224 115H222V117L226 118V116H224ZM231 115H232V117H233V114H232V113H231ZM231 115H230V116H231ZM116 116H118V115H116ZM119 116H120V115H119ZM124 116H126V115H124ZM164 116H166V114H165ZM172 116H174V115H172ZM186 116H187V115H186ZM201 116H202V115H201ZM263 116H264V114H263ZM88 117L91 118V116H88ZM94 117H95V116H94ZM100 117H101V116H100ZM100 117H99V118H100ZM102 117H103V116H102ZM108 117H109V116H108ZM112 117H113V116H112ZM129 117H130V116H129ZM148 117H149V116H148ZM161 117H160V118H161ZM176 117H178V116H176ZM180 117H181V116H180ZM187 117H188V116H187ZM187 117H186V118H187ZM190 117H191V116H190ZM237 117H240V116H237ZM259 117L261 118V116H259ZM90 118H89L88 120H90ZM96 118H97V117H96ZM103 118H105V117H103ZM110 118H111V117H110ZM119 118H120V117H119ZM123 118H124V117H123ZM126 118H127V117H126ZM157 118H158V117H157ZM157 118H156V119H157ZM160 118H159V119H160ZM166 118H167V117H166ZM171 118H174V117H171ZM171 118H170V119H171ZM199 118H200V116H199ZM199 118L197 119V121L199 120ZM206 118H205V120L203 119V117L200 118V119H203L204 121H206ZM211 118H210V119H211ZM262 118H263V117H262ZM84 119H85V117H84ZM145 119H146V117H145ZM147 119H148V118H147ZM151 119H152V118H151ZM163 119H164V118H163ZM168 119H169V116H168ZM174 119H175V118H174ZM174 119H173V120H174ZM176 119H177V118H176ZM182 119L184 120V118H182ZM182 119H181V120H182ZM221 119H223V118H221ZM232 119H234V117H233ZM255 119H256V118H255ZM91 120H92V119H91ZM100 120H101V118H100ZM107 120H108V119H107ZM116 120H118V118H117ZM116 120L114 119V122H115ZM125 120H126V119H125ZM127 120H128V119H127ZM138 120H139V119H138ZM153 120H154V119H153ZM186 120H188V119H186ZM192 120H194V119H192ZM213 120H212V121H213ZM250 120L252 121V120H254V119L252 118V119H249V121H250ZM120 121H121V120H120ZM165 121H166V120H165ZM169 121H170V120H169ZM169 121H168V123H169ZM171 121H172V119H171ZM171 121H170V122H171ZM177 121H178V120H177ZM189 121H191V120L189 119ZM199 121H200V120H199ZM201 121H202V120H201ZM204 121H202V123H203ZM219 121H222V122H223V120H219ZM224 121H226V120H224ZM258 121H259V120H258ZM108 122H109V121H108ZM110 122H111V121H110ZM110 122H109V124H110ZM112 122H113V121H112ZM121 122H122V121H121ZM121 122H120V123H121ZM155 122H156V121H155ZM163 122H164V121H163ZM182 122H183V121H182ZM191 122H193V121H191ZM191 122H190V123H191ZM208 122H210V121H208ZM222 122H218V123H221V124H222ZM229 122H230V121H229ZM262 122H263V121H262ZM86 123H87V122H86ZM118 123H119V122H118ZM171 123H172V122H171ZM171 123H170V124H171ZM174 123H175V122H174ZM179 123H181V121H180ZM188 123H189V122H188ZM188 123H187V125H188ZM194 123H196V122H194ZM202 123H201V126H202ZM206 123H207V122H206ZM206 123L204 122V124L207 125L208 128H211V127L214 126L213 123H212L213 126H212L211 124H206ZM216 123H217V122H216ZM218 123H217V124H218ZM224 123H225V122H224ZM224 123H223V124H224ZM231 123H232V121H231ZM254 123H255V122H254ZM96 124L98 125L99 122H98V123L96 122ZM170 124H169V125H170ZM176 124H177V123H176ZM191 124H192V123H191ZM217 124H216V125H217ZM225 124H227V122H226ZM225 124H224V126H225ZM249 124H250V122H249ZM97 125H96V128H97ZM106 125H108V124H106ZM106 125H105V126H106ZM110 125H111V124H110ZM112 125H113V124H112ZM112 125H111V126H112ZM115 125H116V124H115ZM145 125H146V124H145ZM161 125H162V124H161ZM171 125H172V124H171ZM177 125H178V124H177ZM177 125H176V126H177ZM181 125H183V124H181ZM181 125H179V127H180ZM184 125H185V124H184ZM193 125H194V124H193ZM196 125H197V123H196ZM198 125H199V124H198ZM205 125H204V126H205ZM209 125H210L211 127H210ZM261 125H262V124H261ZM92 126H93V125H92ZM185 126H186V125H185ZM201 126L199 125V127H201ZM222 126H223V125H222ZM246 126H247V125H246ZM94 127H95V125H94ZM98 127H99V125H98ZM114 127H115V126H114ZM165 127H166V126H165ZM168 127H169V126H168ZM171 127H173V126H171ZM186 127H187V126H186ZM199 127H198V128H199ZM202 127H203V126H202ZM225 127H226V126H225ZM227 127H228V126H227ZM244 127H245V126H244ZM100 128H101V127H100ZM107 128H108V127H107ZM110 128H111V127H110ZM166 128H167V127H166ZM183 128H185V127H183ZM188 128H189V127H188ZM193 128H194V126H193ZM193 128H192V129H193ZM195 128H196V126H195ZM198 128H197V129H198ZM204 128H206V127H203V129H204ZM208 128H207V129H208ZM221 128L224 129V127H221V126H220V129H221ZM92 129H93V128H92ZM94 129H95V128H94ZM140 129H141V127H140ZM145 129H146V128H145ZM164 129H165V128H164ZM164 129H163V130H164ZM177 129H178V128H177ZM186 129H187V128H186ZM192 129L190 128V132L192 131ZM218 129H219V128H218ZM243 129H244V128H243ZM101 130H102V128H101ZM103 130H104V129H103ZM105 130H106V129H105ZM135 130H136V129H135ZM174 130H175V129H174ZM180 130H181V129H180ZM180 130H179V131H180ZM183 130H185V129H183ZM194 130H195V129H194ZM211 130H212V128H211ZM224 130H225V129H224ZM236 130H237V129H236ZM97 131H98V129H97ZM112 131H113V130H112ZM112 131H111V132H112ZM132 131H134V130H132ZM164 131H165V130H164ZM177 131H178V130H177ZM187 131H189V130H187ZM196 131H197V130H196ZM198 131H199V130H198ZM200 131H201V130H200ZM214 131H215V130H214ZM233 131H234V130H233ZM233 131H232V133H233ZM237 131H239V130H237ZM237 131H235V132H237ZM107 132H108V131H107ZM111 132H110L109 134H111ZM144 132H146V131L144 130ZM147 132H148V131H147ZM183 132H186V131H183ZM183 132H182V133H183ZM192 132L194 133V131H192ZM202 132H203V131H202ZM211 132H212V131H211ZM217 132H218V131H217ZM220 132H221V131H220ZM223 132H226V131H223ZM94 133H95V132H94ZM97 133H98V132H97ZM102 133H103V132H102ZM104 133H106V132H104ZM148 133H149V132H148ZM198 133H199V132H197V134H198ZM207 133H208V132H207ZM240 133H241V132H240ZM240 133H237L236 135H238V134H240ZM134 134H135V133H134ZM138 134H139V133H138ZM138 134H137V135H138ZM170 134H172V132H171ZM191 134H192V133H191ZM209 134H211V133H209ZM233 134H234V133H233ZM51 135H52V134H51ZM53 135H54V134H53ZM94 135H95V134H94ZM106 135H107V134H106ZM145 135H147V134H145ZM167 135H168V134H167ZM176 135H177V134H176ZM188 135H189V133H188ZM203 135H204V133H203ZM211 135H212V134H211ZM221 135L224 136V133L221 134ZM236 135H235V136H236ZM99 136H100V135H99ZM102 136H103V135H102ZM142 136H143V135H142ZM163 136H164V135H163ZM223 136H222V138H223ZM165 137L168 138L166 135H165ZM190 137H191V136H190ZM195 137H196V136H195ZM220 137H221V136H220ZM225 137H226V136H225ZM104 138H105V137H104ZM108 138H109V137H108ZM110 138H111V137H110ZM139 138L141 139V137H139ZM183 138H184V135H183ZM185 138H186V136H185ZM216 138H217V137H216ZM145 139H146V141H147V138H145ZM148 139L150 140V137H149ZM151 139H152V138H151ZM196 139H197V138H196ZM198 139L201 140V138H198ZM218 139H220V138H218ZM224 139H225V138H224ZM96 140H97V139H96ZM101 140H102V139H101ZM101 140H100V141H101ZM134 140H135V142H136V139H134ZM142 140H144V138H142ZM142 140H141V141H142ZM170 140H171V139H170ZM186 140H187V139H186ZM193 140H194V139H193ZM200 140H199V141H200ZM205 140H206V139H205ZM207 140H208V138H207ZM97 141H98V140H97ZM100 141H99V143H100ZM108 141H110V139H109ZM150 141H152V140H150ZM167 141H169V139H168ZM173 141H176V140H173ZM191 141H192V140H190L189 142L192 143ZM194 141H195V140H194ZM208 141H209V140H208ZM222 141H223V140H222ZM52 142H53V141H52ZM104 142H105V141L103 140V143H104ZM106 142H107V141H106ZM137 142H138V140H137ZM139 142H140V140H139ZM139 142H138L137 144H139ZM143 142H144V141H143ZM143 142H142V143H143ZM147 142H148V141H147ZM154 142H155V141H154ZM179 142H180V140H179ZM182 142H183V141H182ZM218 142L222 144V142H220V141H218ZM47 143H48V142H47ZM110 143H111V142H110ZM175 143H177V142H175ZM175 143H174V144H175ZM183 143H184V142H183ZM194 143H195V142H193L192 144H194ZM206 143H207V142H206ZM208 143H209V142H208ZM51 144H52V143H51ZM133 144H134V143H133ZM133 144H132V145H133ZM135 144H136V143H135ZM135 144H134V145H135ZM140 144H141V143H140ZM145 144H146V143H145ZM151 144H152V143H151ZM166 144H167V143H166ZM187 144H188V143H187ZM195 144H197V141H196ZM198 144H199V143H198ZM202 144H203V142H202ZM202 144H200V145H202ZM134 145H133V146H134ZM148 145H149V144H148ZM153 145H154V144H153ZM185 145H186V144H185ZM203 145H204V146H203V148H204L206 145H205V144H203ZM217 145H218V143H217ZM53 146H54V145H53ZM55 146H57V145H55ZM99 146H100V145L98 144V149H99ZM160 146H161V145H160ZM163 146H164V145H163ZM189 146H190V145H189ZM218 146H219V145H218ZM221 146H222V145H221ZM221 146H220V147H221ZM100 147H102V146H100ZM103 147H104V145H103ZM108 147H109V146H108ZM108 147H107V148H108ZM138 147H139V146H138ZM138 147H136L135 149H137ZM180 147H181V146H180ZM180 147H179V148H180ZM199 147H200V146H199ZM207 147H208V146H207ZM214 147H216V146H214ZM222 147H223V146H222ZM52 148H54V147H52ZM52 148H51V149H52ZM55 148H56V147H55ZM60 148H61V147H60ZM133 148H134V147H133ZM161 148H162V147H161ZM179 148H178V149H179ZM188 148H189V147H188ZM191 148H193V147H191ZM203 148H202V149H203ZM51 149H50V150H51ZM61 149H62V148H61ZM100 149H101V148H100ZM110 149H111V148H110ZM135 149H134V150H135ZM181 149H182V148H181ZM52 150H53V149H52ZM54 150H55V149H54ZM59 150H60V149H59ZM67 150H68V149H67ZM102 150H103V149H102ZM104 150H105V149H104ZM104 150H103V151H104ZM132 150H133V149H132ZM138 150H139V149H138ZM138 150H137V151H138ZM150 150H151V149H150ZM156 150H157V149H156ZM183 150H185V149H183ZM217 150H218V148H217ZM63 151H65V150H63ZM103 151H102V152H103ZM140 151H141V150H140ZM151 151H153V150H151ZM220 151H221V150H220ZM106 152L108 153L109 151H106ZM106 152H105V153H106ZM111 152H112V151H111ZM132 152H133V151H132ZM134 152H135V151H134ZM143 152H144V151H143ZM160 152H162V150H161ZM165 152H166V151H165ZM168 152H169V151H168ZM168 152H167V153H168ZM187 152H188V151H187ZM257 152H258V151H257ZM68 153H71L70 150H69ZM72 153H73V152H72ZM76 153H78V152H76ZM107 153H106V154H107ZM144 153H145V152H144ZM53 154H54V152H53ZM64 154H67V153H64ZM111 154H112V153H111ZM111 154H110V155H111ZM125 154H126V153H125ZM147 154H148V153H147ZM160 154H162V153H160ZM165 154H166V153H164V154L161 155V156H164ZM184 154H185V153H184ZM188 154H190V152H188ZM54 155H55V154H54ZM77 155L80 156V154H77ZM110 155H109V156H110ZM137 155H138V154H137ZM139 155H140V153H139ZM168 155H169V154H168ZM186 155H187V154H186ZM57 156H58V155H57ZM59 156H61L60 153H59ZM65 156H66V155H65ZM70 156H71V155H70ZM72 156H73V154H72ZM103 156H104V153H103ZM109 156H108V158H109ZM131 156H132V155H131ZM154 156H157V155H154ZM159 156H160V155H159ZM159 156H158V157H154V158H156L157 160H155V159L153 158V160H154L155 162L152 160L153 163L156 164V166H157V162H161V160L158 161ZM49 157H50V156H49ZM51 157H52V156H51ZM111 157H112V156H111ZM115 157H116V156H115ZM147 157L149 158V155H148ZM184 157H185V156H184ZM53 158H54V157H53ZM130 158H131V157H130ZM160 158H161V157H160ZM160 158H159V159H160ZM167 158H168V157H167ZM169 158H171V156H170ZM55 159H57V158H55ZM80 159H81V158H80ZM134 159H136V158H132L133 161H134ZM171 159H172V158H171ZM61 160H62V159H61ZM116 160H117V159H116ZM118 160H120V157H119ZM122 160H123V159H122ZM122 160H121V161H122ZM168 160H169V159H168ZM207 160H208V159H207ZM69 161H70V160H69ZM72 161H73V160H72ZM127 161H128V159H127ZM156 161H157V162H156ZM166 161H167V160H166ZM169 161H172V160H169ZM205 161H206V160H205ZM76 162H77V161H76ZM122 162H125V161H122ZM128 162H129V161H128ZM167 162H168V161H167ZM167 162H166V163H167ZM172 162H173V161H172ZM191 162H192V161H191ZM191 162H190V164H192ZM198 162H199V161H198ZM54 163H55V161H54ZM74 163H75V162H74ZM74 163H73V165H74ZM78 163H79V162H78ZM129 163H130V162H129ZM166 163H165V165H166ZM193 163H194V162H193ZM59 164H60V163H59ZM76 164H77V163H76ZM134 164H137V163L135 162ZM138 164H139V163H138ZM154 164L151 165V166L154 167V166H155ZM160 164L164 165V163H160ZM168 164H169V163H168ZM168 164H167V165H168ZM188 164H189V162H188ZM199 164H200V163H199ZM201 164H203V163H201ZM207 164H208V163H207ZM126 165H127V163H126ZM126 165H125V166H126ZM165 165H164V166H165ZM167 165H166V166H167ZM185 165H187V164H185ZM192 165H195V164H192ZM62 166H63V164H62ZM135 166H136V165H135ZM135 166H134V167H135ZM160 166H161V165H160ZM168 166H169V165H168ZM168 166H167V167H168ZM190 166H191V165H190ZM202 166H203V165H202ZM202 166H201V167H202ZM64 167H65V166H64ZM64 167H63V168H64ZM66 167H67V165H66ZM72 167H73V166H72ZM74 167H76V165H75ZM128 167H129V166H128ZM153 167H152V168H153ZM157 167L160 168L159 166H157ZM157 167H156V168H157ZM167 167H166V168H167ZM173 167H174V165H173ZM188 167H189V166H188ZM188 167H187V169H188ZM110 168H111V167H110ZM154 168H155V167H154ZM158 168L156 169V170H157L156 172L159 171V173H160V171H162V170H159ZM161 168L163 169V168H165V167H162V166H161ZM169 168H170V167H169ZM169 168H167L168 170H167V169H166V170H167V171H170V170H171V171H174V168H175V167L173 168V170H172V169L169 170ZM171 168H172V167H171ZM65 169H66V168H65ZM127 169H128V168H127ZM136 169H137V168H136ZM68 170H69V169H68ZM73 170H74V169H73ZM120 170H121V169H120ZM137 170H138V169H137ZM150 170H151V169H150ZM154 170H155V169H154ZM179 170H180V169H179ZM182 170H183V169H182ZM103 171H104V170H103ZM113 171H114V170H113ZM123 171H124V170H123ZM127 171H128V170H127ZM140 171H141V170H140ZM171 171H170V172H171ZM64 172H66V171H64ZM64 172H63V176L66 175V174H64ZM69 172H70V171H69ZM71 172H73V171H71ZM125 172H126V171H125ZM133 172H135V171H133ZM136 172H137V171H136ZM138 172H139V171H138ZM142 172H143V171H142ZM145 172H146V171H145ZM162 172H163V171H162ZM165 172H166V171H165ZM170 172H168V173H170ZM181 172H182V171H181ZM105 173H106V172H104V175H106ZM118 173H119V172H118ZM129 173H130V172H129ZM171 173H172V172H171ZM177 173H178V172H177ZM182 173H183V172H182ZM182 173H180V174H182ZM108 174H109V173H108ZM123 174H124V173H123ZM173 174H174V173H173ZM175 174H176V173H175ZM178 174H179V173H178ZM186 174H187V173H186ZM69 175H70V174H69ZM100 175H101V173H100ZM113 175L116 176L115 173H114ZM120 175H122V174H120ZM161 175H163V174H161ZM166 175H167V173H166ZM170 175H171V174H170ZM180 176H181V175H180ZM182 176H183V175H182ZM187 176H188V174H187ZM61 177H62V176H61ZM66 177H67V176H66ZM70 177H71V176H70ZM73 177H74V175H73ZM108 177H110V176H108ZM173 177H174V175H173ZM177 177H178V175H177ZM183 177H184V176H183ZM179 178H182V177H179ZM184 178H185V177H184ZM62 179H63V177H62ZM68 180H69V179H68ZM71 180H72V179H71ZM105 180H106V179H105ZM113 180H115V179H113ZM178 180H179V179H178ZM166 181H167V180H166ZM170 181H171V180H169V182H170ZM173 181H174V180H173ZM173 181H172V182H173ZM167 182H168V181H167ZM148 187H149V186H148ZM151 187H152V186H151ZM151 187H150V188H151ZM143 188H144V187H143ZM146 189H147V188H146ZM152 189H153V188H152ZM90 192H91V191H90ZM146 192H149V191H146ZM151 192H152V191H151ZM151 192H150V193H151ZM144 193H145V192H144ZM150 193H149V194H150ZM149 194H148V195H149ZM151 194H152V193H151ZM151 194H150V195H151ZM187 194H188V193H187ZM191 194H192V193H191ZM148 195H147V196H148ZM189 195H190V193H189ZM142 196H143V195H142ZM154 196H155V195H154ZM158 196H159V195H158ZM167 196H171V195H167ZM167 196H166V197H167ZM152 197H153V196H152ZM174 197H175V195H174ZM160 198H164V197H162V195H161ZM169 198H171V197H168V198H167V201H168ZM152 199H153V198H152ZM150 200H151V196H150ZM158 200H159V199H158ZM158 200H157V201H158ZM169 200H170V199H169ZM176 200H177V199H176ZM146 201H147V200H146ZM152 201H154V200H152ZM155 201H156V200H155ZM160 201H161V200H160ZM174 201H175V200H174ZM158 202H159V201H158ZM161 202H162V201H161ZM163 202H164V201H163ZM176 202H177V201H176ZM136 203H137V201H136ZM140 203H141V202H140ZM147 203H149V202L147 201ZM150 203H152V202H150ZM169 203H170V202H169ZM182 203H183V202H182ZM182 203H181V204H182ZM153 204H155V203H152V205H153ZM157 204H158V203L155 204V206H156L155 209L157 208ZM183 204H185V203H183ZM147 205H148V204H147ZM147 205H146V206H147ZM164 205H165V204H164ZM166 205H167V204H166ZM172 205H175V202H173ZM172 205L170 204V207H171ZM140 206H142V205H140ZM159 206H160V205H159ZM159 206H158V207H159ZM178 206H179V205H178ZM147 207H148V206H147ZM147 207H146L144 210H146ZM163 207H164V206H163ZM164 208H165V207H164ZM167 208H168V206H167ZM183 208H184V205H183ZM157 209H158V208H157ZM159 209H160V208H159ZM159 209H158V210H159ZM158 210H157V211H158ZM160 210H161V209H160ZM178 210H179V209H178ZM212 211H213V210H212ZM150 212H151V211H150ZM152 212H153V211H152ZM144 213H145V212H144ZM153 213L155 214V212H153ZM209 213H210V212H209ZM214 213H216V211H214ZM150 214H151V213H150ZM217 214H219V212L216 213V216H219V215H217ZM148 215H149V214H148ZM160 215H161V214H160ZM209 215H210V214H209ZM209 215H208V216H209ZM214 215H215V214H214ZM151 216H152V215H150V217H151ZM210 216L212 217V213H211ZM144 217H145V216H144ZM144 217H143V218H144ZM155 217H158V218H159V214H158V216L155 215ZM161 217H162V216H161ZM213 217H214V216H213ZM146 218H147V217H146ZM146 218H145V219H146ZM152 218H153V217H152ZM198 218H199V217H198ZM202 218H203V217H202ZM205 218H206V217H205ZM209 218H210V217H209ZM209 218H208V221H209ZM147 219H148V218H147ZM213 219H214V222H215V221H216L215 218H213ZM160 220H161V222H162V219H160ZM163 220H164V219H163ZM146 221H148V220H146ZM151 222H152V221H151ZM214 222H213V223H214ZM205 223H206V222H205ZM205 223H203V224H205ZM207 223H208V222H207ZM213 223H212V225H213ZM215 223H216V222H215ZM218 223H219V222H218ZM218 223H217V224H218ZM220 223H221V222H220ZM226 223H227V222H226ZM226 223H225V224H226ZM151 224H152V223H151ZM153 224L155 225V223H153ZM162 224H163V223H162ZM210 224H211V221H210ZM222 224H223V223H222ZM222 224H220V226H222ZM157 225H158V224H157ZM205 225H207V224H205ZM205 225H204V227L207 228ZM214 225H216V224H214ZM214 225H213V226H214ZM218 225H219V224H218ZM226 225H227V224H226ZM229 225L231 226L230 223H229ZM208 226H209V225H208ZM220 226H219V227H220ZM230 226H228V227L230 228ZM233 226H234V225H233ZM224 227H225V226H224ZM235 227H236V226H235ZM7 228H8V227H6V229H7ZM202 228H203V227H202ZM209 228H210V227H209ZM213 228H214V227H213ZM216 228H217V227H216ZM231 228H232V226H231ZM157 229H158V228H157ZM195 229H196V228H195ZM210 229H212V226H211ZM220 229H221V228H220ZM224 229H225V228H224ZM7 230H8V229H7ZM7 230H5V231H7ZM159 230H162V229H159ZM159 230H158V231H159ZM213 230H214V229H213ZM222 230H223V229H222ZM228 230H229V229H228ZM153 231H154V229H153ZM220 231H221V230H220ZM230 231H233V230H230ZM230 231H229V232H230ZM10 232H11V230L9 231V233H10ZM154 232H155V231H154ZM215 232H217L216 229H215ZM221 232H222V231H221ZM221 232H220V233H221ZM7 233H8V232H7ZM157 233H158V232H157ZM160 233H161V232H160ZM160 233H159V234H160ZM207 233H208V232H207ZM213 233H214V232H213ZM217 233H218V232H217ZM0 234H1V232H0ZM2 234H4V232H3ZM10 234H11V233H10ZM10 234H8V235H9V237H8L9 239H10V237H11ZM155 234H156V233H155ZM159 234H158V235H159ZM215 234H216V233H215ZM222 234H224V233L222 232ZM8 235H7V236H8ZM131 235H132V234H131ZM131 235H130V236H131ZM156 235H157V234H156ZM163 235H164V234H163ZM163 235H162V236H163ZM3 236H4V235H3ZM12 236H13V235H12ZM130 236H129V237H130ZM132 236H133V235H132ZM137 236H138V235H137ZM139 236H141V235H139ZM162 236L160 235L161 238H162ZM164 236H165V235H164ZM5 237H6V235L4 236V238H5ZM135 237H136V236H135ZM153 237H156V236H153ZM5 239H6V238H5ZM133 239H135V238H132V240H133ZM132 240H130V241H132ZM136 240H137V239H136ZM141 240H142V239H141ZM154 240H155V238H154ZM154 240H152V241H154ZM156 240H157V239H156ZM156 240H155V241H156ZM160 240H161V239H160ZM162 240H163V239H162ZM7 241H8V239H7ZM10 241H11V240H10ZM112 241H114V240H111V242H112ZM157 241H158V240H157ZM91 242H92V241H91ZM93 242L96 243L95 240H94ZM133 242H134V240H133ZM135 242H137V241H135ZM141 242H143V240H142ZM141 242H140V243H141ZM8 243H9V242H7L6 244H8ZM88 243H89V242H88ZM94 243H89L90 246L92 245V248H93V249L95 248V247H93V244H94ZM108 243H109V242H108ZM113 243H114V245H115V244L118 245V243H115V242H113ZM130 243L132 244V242H130ZM130 243H129V246H130ZM138 243H139V242H138ZM151 243H152V242H151ZM153 243H155V242H153ZM6 244H4V245L6 246ZM20 244H21V243H20ZM89 244H88V246H89ZM97 244H98V243H96L94 246H96ZM110 244H111V246H109V247L107 246V249H108V248H114V246L112 247V243H110ZM110 244H109V245H110ZM10 245H12V244H9V245H8L9 247L7 246V248H11V249H13V250L15 251V249L13 248V246H10ZM103 245H104V244H103ZM103 245H102V247H103ZM119 245H120V244H119ZM132 245H134V244H132ZM132 245L130 246V247H131V250H132L133 247L135 248V246L132 247ZM150 245H151V244H150ZM86 246H87V244H86ZM86 246H85V247L83 246V247L86 249ZM90 246H89V249L91 248ZM115 246H116V245H115ZM124 246L126 247V244H125ZM124 246H123V247H124ZM127 246H128V241H127ZM141 246H142V245H141ZM141 246H140V247H141ZM152 246H153V244H152ZM105 247H106V246L104 245V249H105V250L102 248V251H106V250H107ZM119 247H120V246H119ZM119 247H118V248H119ZM125 247H124V248H125ZM130 247H129V248H130ZM137 247L139 248V244H138ZM137 247H136V248H137ZM146 247H147V246H146ZM148 247H149V245H148ZM150 247H151V246H150ZM154 247H155V246H154ZM154 247H153V248H154ZM92 248H91V250H92ZM100 248H101V246H100ZM129 248H128V249H129ZM134 248H133V249H134ZM155 248H156V247H155ZM20 249H21V248H20ZM89 249H86V250H87V253H88V250H89ZM96 249H97L96 251H98V248H96ZM114 249H115V248H114ZM83 250H84V249H83ZM108 250H109V249H108ZM108 250H107V252H108ZM112 250H113V249H112ZM112 250H109V251H112ZM131 250H130V252L134 251L135 249L132 250V251H131ZM152 250H153V249H152ZM11 251H12V250H11ZM89 251H90V250H89ZM93 251L95 252V249H94ZM93 251H92V252H93ZM125 251H126V250H125ZM128 251H129V250H128ZM137 251H138V250H137ZM140 251H142V250H140ZM144 251H145V250H143L142 252H144ZM153 251H154V250H153ZM117 252H121V249H119V251H117ZM126 252H127V251H126ZM130 252H129V254H130ZM135 252H136V251H135ZM154 252H155V251H154ZM154 252H152V253H154ZM174 252H175V251H174ZM133 253H134V252H133ZM147 253H148V251H147ZM147 253H146V254H147ZM89 254H90V253H89ZM140 254H141V253H140ZM142 254H143V253H142ZM150 254H151V252H150ZM150 254H149V255H150ZM131 255H132V254H131ZM135 255H136V254H135ZM152 255H153V254H152ZM152 255H151V256H152ZM164 255H165V254H164ZM181 255H182V254H181ZM86 256H88V255H86ZM127 256H128V254H127ZM153 256H154V255H153ZM153 256H152V257H153ZM169 256H170V255H169ZM185 256H186V255H185ZM139 257H140V256H139ZM165 257H166V256H165ZM167 257H168V256H167ZM208 257H209V256H208ZM102 258H103V257H102ZM129 258H130V257H129ZM129 258H127V259H129ZM131 258H132V257H131ZM131 258L129 259V261H132V260H133V259L131 260ZM134 258H136V257H134ZM169 258H170V257H168L167 259H169ZM172 258H173V257H172ZM184 258H185V257H184ZM206 258H207V257H206ZM211 258H212V257H211ZM211 258H210V260H211ZM82 259H83V258H82ZM87 259H88V258H87ZM139 259H140V258H139ZM148 259H149V258H148ZM152 259H153V258H152ZM167 259H166V260H167ZM212 259H213V258H212ZM145 260H146V259H145ZM173 260H174V259H173ZM181 260H183V259H182V256H181ZM184 260H186V259H184ZM196 260H197V259H196ZM196 260H195V261H196ZM204 260H205V259H204ZM204 260H203V261H204ZM208 260H209V259H208ZM208 260H207V261H208ZM215 260H217V259H215ZM151 261H152V260H151ZM169 261H170V259H169ZM190 261H191V260H190ZM200 261H201V260H200ZM203 261H202V262H203ZM132 262H133L132 264H134V261H132ZM138 262H139V264H144V263H142L143 261H142L141 263H140V261H138ZM147 262H149V261H147ZM147 262H146V264H147ZM179 262H180V261H179ZM188 262H189V261H188ZM202 262H201V263H202ZM205 262H206V261H205ZM217 262H218V261H217ZM217 262H216V263H217ZM106 263H107V262H106ZM127 263H129V262H127ZM156 263H157V264H160L161 262L158 261V262H156ZM168 263H169V262H168ZM170 263H171V262H170ZM172 263H175V262H172ZM177 263H178V262H177ZM180 263H181V262H180ZM189 263H190V262H189ZM136 264H137V262H136ZM148 264H149V263H148ZM153 264H154V263H153ZM175 264H176V263H175ZM186 264H187V263H186ZM193 264H194V263H193ZM195 264H196V263H195ZM205 264H209V263H205Z\"/></svg>",
    "mask_w": 264,
    "mask_h": 264
}]
</instances>
